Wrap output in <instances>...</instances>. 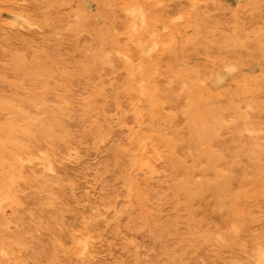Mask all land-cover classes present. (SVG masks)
Returning <instances> with one entry per match:
<instances>
[{
  "label": "rangeland",
  "instance_id": "374dc122",
  "mask_svg": "<svg viewBox=\"0 0 264 264\" xmlns=\"http://www.w3.org/2000/svg\"><path fill=\"white\" fill-rule=\"evenodd\" d=\"M38 4H39L40 8H39ZM17 6H18V9L20 7H21V9L18 10L16 8ZM32 6H35L36 9L34 10V8ZM0 7H1L0 8V43L4 41L3 42L4 44L1 43V45H0V77H1L0 78V92L2 91L1 93L3 96V98H2L0 95V101H2V99L6 100V98H7L8 100L1 103V104H3V103H7L8 101H10L9 99H11V103L8 102L9 103L8 107L6 106L7 104H4V105L0 104L2 106V108L4 107L2 109L0 106V108L3 110V111L0 110L1 111L0 112V125L2 126L3 124H5V125H3L2 128L0 127V131H2L4 128L8 129L9 125L15 124L14 126L16 128L18 127V130H16V131H18V133L21 134V133H23V130H24V132H26V131L28 132V127L30 128L32 125L33 127H31V128L36 130V131H34V130L32 131V130H30L31 128L29 129V131H30L29 134L34 132L33 133L34 136L31 135V137L32 136L33 137L32 138L30 137L31 139H33V143L37 144V142H40L39 140L42 139L41 140L42 144L39 143L40 145L39 144L35 145V148H37L36 146H38V145L40 146V148H43V149H45L46 147L48 148V147H52L55 145L54 147L58 151V153H56L55 156L53 157V161L55 162V164L52 161V163L54 164V165L52 164L53 167L51 166L52 171L50 169H46V170L42 171V169H43L42 165L38 164L35 169L41 173H37L34 177H30V178L24 177L18 184V187L20 186L19 190H21L22 188L25 187V188L29 189V192L27 189L25 190V188L22 189V191L18 190L17 195L15 197L16 199H14L16 201V203H18L17 204L18 206L14 202L13 205L9 204V205H11V207L10 206L6 207V215L7 216L5 215L6 217L4 219L6 221L0 222V223H5V225L0 224V234L2 233L0 235L1 236L0 238L2 239L4 235L6 236L8 234L6 237L4 236V238H5L4 241L6 242V240H7L8 243L13 241L11 244L9 243L10 245H12L11 249H12V247H14L13 248L14 250H17L18 252H20V253H18L15 251L14 252L15 255H16V253H17V255H20V256L24 254L23 258L27 259L32 264H33L34 260H35V264H59V260H61L60 264H62V263L63 264H240V263L246 264V261L249 262L247 264H260V254L262 252H264V250H263L264 238H262V235H264V187H263L264 186V107H263L264 106V104H263L264 103V91H263L264 90L263 89V87H264V0H11V1L10 0H0ZM8 7L10 8V10H8L9 9ZM11 7L12 8L14 7L13 8L14 12H13ZM30 7H32L33 9H31ZM119 7H121V8H119ZM135 7L139 11H135L136 10V9L134 10ZM137 7H140V8L142 7L141 8L142 10L140 8H137ZM6 8H8V9H6ZM24 8H26V9H24ZM28 8H30V9H28ZM37 8H39L40 10ZM145 8H146V10H145ZM143 9L146 11V13L150 12V14L145 15V13H144L145 11ZM15 10H16V12H15ZM37 10H38V12H36ZM97 10H99V12ZM26 11L29 12L30 14L27 13ZM132 11L134 14L132 13ZM32 13H34V15H36V16H34ZM35 13H39V14H35ZM135 13L137 15H135ZM28 14H29L30 18H27ZM20 15H21V17H20ZM132 16H134V18ZM145 16H148L149 21L148 20L147 21L149 22L150 25L146 24L147 21L145 19L146 18ZM149 16H151V19L149 18ZM116 17H118V18L120 17V19H117ZM31 18H33L32 21H31ZM139 19H141V21H139ZM143 19H145L144 21H146V23H144V25H143ZM152 19L156 20V21L150 23V21H152ZM34 20H37L38 23H36ZM120 20L123 23L119 22ZM133 22H134V26H133ZM26 24L28 25L27 27H26ZM120 24L124 25V27L121 26ZM140 24H141V26L142 25L143 26L139 27ZM105 25H107L106 26L107 28L105 27ZM137 25H138V27H136ZM145 25L148 26L147 27L148 31L145 30V27H146ZM143 27H144V29H143ZM99 28H101V30L103 29L105 31H101V30H99ZM125 29H127L128 31ZM135 29H138V31L136 32ZM245 29H246V31H245ZM140 30H142V31L139 32ZM100 31L102 33L106 32V34H104V33L100 34ZM124 31H126V32H124ZM143 31H144V33H143ZM9 32H10V34H9ZM12 32H13L14 37L12 36ZM7 33H8V35H7ZM119 34H120V36H119ZM101 35H105V37H103ZM106 35L107 36L114 35L115 37L117 35L118 37L115 38L114 36H112L114 38L111 39L110 38L111 36L107 37ZM139 35H140V37H139ZM11 36L13 38H11ZM259 36H260V38H258ZM2 37H4V39ZM5 37L9 38V40ZM100 37H101V39H100ZM1 38H2V40H1ZM119 38L122 41H120ZM5 39H7V40H5ZM103 39H104V42H103L104 44L101 45L100 43L103 41ZM113 39H115L117 42L114 43L115 40L113 41ZM130 39L133 42L130 41ZM136 39H139V40H136ZM100 40H102V41L100 42ZM118 40H119V42H118ZM123 40H126L127 43H129V44L126 45V43H124L125 41H123ZM153 40H154L155 44L157 43L156 45L152 42ZM109 42H110L111 47H114V48L118 44L117 47L119 46V48L123 49L124 50L123 53H126V51L128 52L129 49H130V51H129L130 53L133 51L131 53V55H133L134 53L136 54L138 52V54L140 56L138 54H136L138 56L137 57L134 54L137 58H134L135 57L134 55H133L134 57L131 56L132 59L134 58L133 59L134 62L131 59V61H132L131 66L133 68H137V66H139V65L140 66L146 65L151 70L153 68L154 69L157 68V69H155L157 71H154V69L152 71H149L150 72L149 73V80H148L147 84L151 83L150 85L155 86L156 90H157V87H159V83L162 84V85L160 84L161 88L163 86L166 87L169 85L168 86L169 88L167 87V93L164 92L165 88L164 89L162 88L163 89L162 90L159 87V90H157V92H159L160 90H161V92L162 91L164 92V94H165L164 96H163V93L161 94V96H163L164 98L160 96L161 92L158 94L155 91L156 93L153 97L154 99H151L152 103L148 99H143L139 102V105L142 107V109H144L143 110V112H144V115H143L144 123H143V125H142L143 127H141V129L146 130L147 132H149V131L152 132L154 139L158 138V139H156V142L158 144L157 143L154 144V147L158 152L159 151L162 152L161 149L163 148V153H165L164 152L165 149H166V152L168 153V154L167 153L164 154V155H166V157L168 155V157H167L168 160H167L166 157L162 155L163 153L159 152V154H161V157L163 156V158H162L163 160L161 159V157L158 156L159 158H157V159L160 161H158L157 159H156L157 162L155 159L150 161L151 170H149L145 166H139V165L135 164V162L133 161L135 157H140V156H138L139 152L134 150L135 144H134V141L131 140L130 129H129L130 127L136 126L135 121H134V115L129 109L132 102H138V99H136L137 95L135 93H132L131 95L130 94H125V95L123 94L120 96H116V95H114L113 92L110 93L111 90L109 89L110 92H106L107 90L105 91V93H108L109 96L99 95L98 97L100 99H98V97H97V100H99V101L96 102L95 106L100 107L98 109L99 112L97 110H95V108H93L94 109V111H93V109L91 110V109H87L88 107H83V106H86V105H84V102H86V99L84 100V97L87 98V96L91 95L94 92V89L96 86H99V85H102V83L103 84L105 83L106 85H104V86L107 87L111 83L119 84L120 82L125 83V81H126L125 77H127V75H126L127 73H126L125 68H123V67H125L123 64L124 60L122 58L123 53L122 52L119 53V50L117 51V48L114 49V48L109 47ZM120 42L124 43V44H122V46L124 45L125 47H120V45H121ZM7 43H8V45H7ZM9 43L12 46L9 45ZM141 43L145 46L141 45ZM5 44L7 47H11V49L7 48V47L5 48V46H4ZM96 44H98V45L96 46ZM153 44H154V46L152 47ZM99 45L101 46V48H99L100 47ZM107 45L111 49V51L109 48H107ZM103 46H106V48L105 47L103 48ZM127 46H128V49L125 50V48H127ZM135 46L137 49H138V46H140V47L137 50L136 48H133ZM145 48L147 50L146 55L144 54L146 51V50H144ZM99 49H101V50H99ZM15 50H16V54H13V53H15ZM97 50H99V51H97ZM102 50H104V51L102 52ZM9 51L13 52V53L11 54ZM91 52H93L94 54L92 53L93 54L92 55ZM108 52H109L110 56H108L109 55ZM148 52H150V53H148ZM9 53H10V55H9ZM17 53H20V54H17ZM95 53L97 54V56ZM101 53L103 54V56ZM36 54L37 55L39 54L40 57L37 56ZM42 54H44L45 56ZM98 54L99 55L101 54L100 60H98V58H100ZM111 54L112 55L114 54L115 56L113 55L114 56L113 57V56H111ZM153 54H156L157 57L154 56ZM18 55L20 56V59H19ZM21 55L22 56L24 55V57L27 60L24 58L25 61L22 62L23 58ZM41 55H42V58H41ZM88 55L89 56L92 55V57L93 56L94 57L93 58L90 57L91 58L90 59ZM120 55H121V57L119 58ZM143 55H145V56H143ZM11 56H13V58ZM76 56H77V58H76ZM107 56H108V58H107ZM43 57H45L46 60ZM53 57H54V59H53ZM55 57L58 60L55 59ZM112 57H113V61H111ZM116 57L118 59H115ZM141 57L144 59V62H141V61H143V59ZM144 57L147 59L145 60ZM5 58H7V60ZM10 58H12V60ZM14 58H15V61H18V60H21V61L16 62L17 65H14L15 64V62H13ZM37 58H38V60H37ZM48 58L49 59L51 58V61ZM78 58H80V61ZM83 58H84V60H83ZM88 58L90 60H88ZM121 58H122V60H121ZM34 59H36V60H34ZM65 59L68 62H66ZM8 60H11L12 62L8 63ZM55 60H57L58 66H56L57 62H55ZM63 60H64V63L66 62V64H63ZM82 60L85 62L81 63ZM136 60L138 61L137 63H136ZM5 61L9 64V66L7 63L6 64L4 63ZM38 61H40V62H38ZM70 61H72L74 64H77L78 66L74 65ZM92 61H93V65H94L93 67L96 68L97 70L93 69L92 63H91ZM98 61L101 63V65H100V63H98ZM121 61H123V62H121ZM21 62H22L23 66L20 65ZM33 62H35V63H33ZM76 62H78L79 64ZM31 63L34 64L33 65L34 67L31 65ZM67 63H69V64L72 63V64H70L68 66ZM88 63H91V64H88ZM115 63H116V65H115ZM120 63H122V64H120ZM10 64H12L13 66L10 67ZM25 64H28V66H26ZM83 64H85V65L87 64L86 66L88 67V65H89V67L85 68L84 67L85 65L82 66ZM118 64H119V67L120 66L122 67V69H121V67L120 68L118 67ZM48 65L49 66L51 65L50 66L51 68L47 67ZM72 65H73V67L71 68L70 66H72ZM15 66H19V67H15ZM40 66L41 67L44 66L43 68L47 67L44 70V72L48 73V74L47 73L45 74V76L47 75L46 79L44 78V72H42L43 68H40ZM105 66H106V68H105ZM115 66H117L118 68ZM7 67H10V68L8 69ZM24 67H25V70L27 71V73L24 72L25 71ZM30 67H31V69L29 70L28 68H30ZM65 67H66V69H65ZM69 67L71 69V72H70ZM189 67L192 71L186 70L187 73H185L186 71H184V70L187 68L189 69ZM52 68H53V71L51 70ZM61 68H63L64 70H62ZM166 68H167V72L172 70L171 73L170 72L165 73ZM193 68L196 70H194ZM13 69H16V71ZM18 69L20 70V72L18 71ZM84 69H86V70H84ZM182 69H184V70H182ZM31 70H33V71L39 70L36 73H39V72L40 73L36 74V76H35L33 73H31ZM49 70H50V72H49ZM112 70H114V71H112ZM65 71H67V72L65 73ZM76 71H77V73H76ZM107 71L110 74L108 73V75H107L106 74ZM160 71L164 73V74H162L161 78L159 77L160 75L157 73ZM179 71H181V72H179ZM193 71H194V73H192ZM198 71L201 73L203 72V75L200 73L201 77H200V75L199 76L197 75L199 73ZM207 71H208V73H207ZM15 72H17V73H15ZM116 72L118 74H116ZM161 72H160V74H161ZM173 72L175 73V75L173 74ZM188 72H191L194 77L196 75V77L194 78L195 80L193 82H191L193 79H191L189 81V79L193 76L190 77ZM29 73H30V75H29ZM100 73L101 74L104 73L103 74L104 76L100 77L99 76ZM122 73H124V74H122ZM176 73H178V74H176ZM183 73H184V77L187 78V76H189L188 77L189 79L185 78L184 81H187L185 83H183L184 82L183 81V79H184ZM204 73L206 75L208 74L209 77H206V75ZM220 73H222V74H220ZM166 74H168V75H166ZM169 74L172 76L174 75L175 76L174 79ZM185 74L187 76H185ZM24 75H26L29 79ZM92 75H94L93 77H97V76H99V77H97L98 79L97 78L95 79L92 77ZM163 75L164 76L166 75V77L163 78L164 77ZM118 76H120V78L121 77H123V78L120 79ZM197 76L199 77V79ZM91 77H92V80L90 79ZM170 77L172 78V81H171ZM180 77L182 79L181 81L179 79ZM30 78L31 79L34 78V79H32V81H31ZM53 78H54V81H53ZM81 78H83V79L81 80ZM201 78H203V80H200ZM204 78H207V79L205 80ZM2 79L5 82L1 83ZM35 79H36V82H34ZM42 79H43L42 82L45 83L46 85H44L41 82ZM47 79L51 80V81L49 82V81H47ZM68 79H70V80H68ZM79 79H80V81H82L81 83L84 85H85L86 81L87 82L89 81V82L86 83V85L84 86L80 83ZM88 79H90L91 81ZM100 79L102 81H100ZM11 80L14 82H11ZM55 80H57V82ZM83 80H84V82H83ZM118 80H119V82H118ZM169 80L171 83L169 82ZM71 81H72V83H71ZM93 81H94V83H92ZM149 81H152V82L149 83ZM54 82H56V83H54ZM156 82L158 83V86L156 85L157 84ZM179 82L183 83L181 86L183 89H181V88L178 89V87H176V86L180 87L181 83H179ZM238 82H240V83H238ZM251 82H252V85H251ZM254 82H256L257 84ZM38 83H40L41 85L43 84V85L42 86L40 84L38 85ZM61 83H63V84H61ZM90 83H92V84H90ZM195 83L196 84L200 83L197 85L201 89L200 91L197 90L198 89L197 86L195 87V85H196ZM249 83H250V85H248ZM259 83H260V86H259ZM76 84L79 85L80 87L77 86ZM97 84H99V85H97ZM164 84H166V85H164ZM242 84H243V88H245V89L241 88ZM261 84L263 87H261ZM1 85H3V86L1 87ZM15 85L19 86V88ZM73 85L74 86L76 85V86L73 87ZM190 85H191V87H190ZM192 85L194 88L192 87ZM257 85L259 86V88L257 87ZM24 86H25V88H24ZM61 86H62V88H61ZM188 86H189V89L192 88V89H190L192 91L187 89ZM224 86L226 88V90H225L226 92L224 91V89H225V88H223ZM250 86H252V87H250ZM6 87L8 89L9 88L10 89L4 90L3 88H6ZM201 87H203V88H201ZM1 88H2V90H1ZM11 88L15 89L14 91L16 92V94ZM76 88L77 89L79 88L78 89L79 94L77 93ZM240 88H241V90H243V91H240V93L242 92L241 94L239 93ZM256 88H258L260 91L262 90L263 93H261L262 91L261 92L257 91L258 89H256ZM16 89H18V92L16 91ZM25 89H27L29 91H27V90L25 91ZM35 89H37V90H35ZM81 89L83 90V93H82ZM84 89H86V90H84ZM168 89H170V90H168ZM6 90H7V92H5ZM176 90H178V91H176ZM185 90H187V91L184 93L183 91H185ZM212 90L214 92H211ZM232 90L234 93L231 92ZM237 90H238L239 94L237 93ZM244 90L247 92V94ZM255 90H256V93H255ZM11 91H13V93H11ZM197 91L199 93H201V96L199 95V93ZM217 91L219 93H222V95L224 94L223 96L228 95L227 98L226 97L221 98V94L218 95L219 93H216ZM227 91H229V92H227ZM72 92H74V93H72ZM210 92L212 94V97H214L213 93H215L214 98L211 97ZM18 93H19V95H17ZM42 93H44V94H42ZM56 93L58 96L56 95ZM186 93H188V94H186ZM228 93L230 94V98H228L229 97ZM236 93L239 95V97H237ZM258 93H259V95H258ZM32 94H34V96H32ZM36 94H37V96H36ZM39 94H40V97H39ZM49 94H51L53 96H50ZM74 94H75V96H74ZM82 94H83V96L86 94V96L83 97ZM234 94L236 95V97ZM112 95L115 98L112 97ZM189 95H191L193 98L190 96L191 98L189 99ZM194 95H195V97H194ZM208 95H210V96L208 97ZM18 96L24 100L21 101L19 98L20 102L17 101ZM27 96H29L28 98H30V96H32V98L34 97L33 98L34 102L37 101L36 97H38L39 98L38 101L41 102L40 104L38 102V104L40 106H38L37 102L35 104L33 102V99H31V98L28 99ZM73 96L76 100L73 98ZM76 96H77V98H76ZM216 96L218 98H221V100L223 99L222 103L225 102L227 104V103H230L232 101V104L230 103L231 105L230 104L225 105V103L222 104L221 100L219 99V101H218V102H220L219 105H221V104H222L221 106L224 105L222 108H225L227 106V109H225L226 111L222 112L221 106H219L218 107L219 109H217V106H218L217 103L218 102L216 103V101L218 99L215 100ZM242 96L245 97V99H243L244 101H242V98H244ZM253 96H254V98H253ZM255 96H256L257 100L259 98L258 101L255 99ZM262 96H263V100L261 99ZM50 97H53V98H50ZM105 97H107L108 99H106ZM210 97L212 98V101L209 100L210 101L209 102L208 99ZM234 97L237 100H234L235 99ZM186 98L188 100V103L190 102L189 104H187ZM194 98H195V100H193ZM232 98H234V99L230 100ZM238 98L239 99L241 98V100H239ZM12 99H13V101H12ZM70 99L72 101L75 100L76 103H74L75 101L70 102L71 101ZM80 99H81V101H80ZM110 99H111V101H109ZM201 99L202 100L204 99V100L201 101ZM227 99L230 102H226V101H228ZM250 99L252 101L254 100L255 103L251 102ZM28 100H29V103H28ZM116 100L119 101V103H117ZM162 100L163 101L165 100V102L164 103L160 102ZM77 101H78L79 105H81V103H83L82 104L83 106L76 105ZM124 101H126V102H124ZM157 101H159V102H157ZM195 101H198L199 102L198 105L199 104L202 105L201 107H203V108L207 106L206 104H209V103L211 105L214 104L213 105L214 110L212 113L214 115L215 114H217V115L215 116V118H214V115H212L213 118L215 119V123L213 125V128H211L212 130L209 129L208 126L204 127L201 120L196 121L199 119L194 118L193 117L194 113L189 112V111H193V109L195 107V104H194ZM207 101H208V103H207ZM235 101L236 102L238 101L237 104L240 103L237 105L238 107L234 106V105H236ZM248 101H249V103H248ZM42 102H44L45 104ZM106 102H108V103L106 104ZM15 103H16V105H15ZM71 103L74 104V107L76 106L75 109L72 108L73 105L71 106ZM154 103L156 105L159 103L157 105L158 107ZM251 103H252V105H250ZM17 104H19V105H17ZM32 104H33V107H32ZM150 104H152V105H150ZM190 104H192V105H190ZM203 104L206 106H204ZM14 105H15V108L13 107ZM41 105H43V106L41 107ZM102 105L105 106L106 108L103 107ZM119 105H120V107H119ZM147 105H149V107L150 106L151 107L153 106V107L148 109ZM188 105H190V106H188ZM258 105H259V108H261V109L258 108ZM22 106H24V107H22ZM109 106H110V108H109ZM10 107H11V109L9 110V112L11 111L10 112L11 115L9 114L8 111H5V110H8V108H10ZM39 107H41L42 109H39ZM70 107H71V109H70ZM256 107H257V109L254 110ZM16 108H18L20 111ZM20 108H23V109H20ZM43 108H46V109L43 110ZM47 108H49V109H47ZM103 108H104V111H106V110L107 111L104 112ZM228 108L229 109L233 108V109L228 110ZM13 109L15 110V112H16V110H18L19 112H16L13 114V112H14ZM26 109H27V111H26ZM156 109H158L157 112H156ZM189 109H191V110H189ZM28 110L30 111V114H28V116H26V114L29 113ZM58 110L61 112H59ZM71 110L72 111L74 110L75 113L77 112L76 114H78V115H75L74 111L72 113ZM218 110L220 112H222L223 115L225 113L229 114L228 111H231L232 117H234V118L231 119V114L230 115L225 114V116L223 117L222 114L218 113L219 112ZM253 110L257 111V112L255 113ZM24 111H26L27 113L25 112L26 113L25 114ZM42 111H43V113H42ZM80 111H82L81 114H80ZM86 111H88L89 113H86ZM214 111H216V113H214ZM233 111H235V113ZM239 111L242 112V114ZM20 112H23L25 117L23 115H20L19 114ZM39 112H40V114H39ZM102 112H103V114H102ZM110 112L112 113L111 114L112 116H109ZM146 112H147V114H146ZM160 112L163 114L161 115ZM47 113H49L50 115H47ZM90 113H93V114L90 115ZM99 113H101L102 116ZM236 113H237V116H236ZM8 114L10 116L13 115L14 118H13V116L10 118L8 116ZM85 114L87 116H85ZM88 114H89V116H92V115H94V116H92V118H89ZM97 114L101 117H99ZM114 114H116V115H114ZM122 114H123V116L121 117ZM157 114L159 116H157ZM191 114H192V116H191ZM210 114H209V116H210ZM33 115H34V117L38 115L36 118H41V119L40 120L36 119V118L32 117ZM45 115H47L46 117L51 116L53 118H51V117L46 118ZM56 115H58V116H56ZM69 115H72V116H69ZM73 115H75V116H73ZM81 115H82V117H81ZM119 115H120V118H119ZM218 115L220 118L218 117ZM19 116H22L24 119L22 117H20V119H19ZM96 116H98V118ZM212 116H211V118H212ZM16 117L18 118L17 119L18 121L16 120ZM30 117H31L30 120H32V118H33V120H32L33 122L30 120L26 121ZM151 117H152V119H151ZM221 117H223V118H221ZM239 117L242 119L240 120ZM21 118H22V120H21ZM75 118H77L78 120ZM84 118H85V122H84ZM213 118H212V120H213ZM235 118H237L240 121L236 120ZM246 118H248V119H246ZM34 119H35V121H34ZM43 119H45V120L43 121ZM50 119H52V121ZM62 119H63V122H62ZM111 119L114 121L111 122ZM193 119L195 122L193 121ZM219 119L220 120L222 119V121H223L222 125H221L222 121H221V123L218 122ZM11 120H13L14 123ZM41 120H42V122H39ZM48 120H49V122H48ZM117 120L118 121L121 120V121L118 122ZM123 120L125 122H123ZM246 120H248V121L246 122ZM53 121L56 123H54ZM235 121H237V122H235ZM28 122H31V125ZM45 122H46V126H48V124L51 123L50 126H48V127H50V130H48V131L51 132L53 130L52 133L56 134V137H51V136H48L45 134H44L45 136H43L42 131H41L42 134L40 133V130H42L41 127H43V125H45ZM47 122H48V124H47ZM66 122L68 123L69 126L71 125L70 127H73L75 125L76 128H75V126L73 128H70ZM82 122H84L85 125ZM86 122H89V123H86ZM243 122H244V124H243ZM9 123H11V124H9ZM17 123H19L18 125H20V123H23L22 125H20L22 127V129H23V125L26 124L25 125L26 127L25 126L24 127L27 129H23L21 131V129H19L20 126H17ZM70 123H72V124H70ZM217 123H219L221 126ZM247 123L250 125H248ZM6 124H8V125H6ZM37 124H39L38 126H40V124H41L39 130H38L39 127L37 126ZM90 124H93V125L90 126ZM151 124H152V126H151ZM51 125H53V127ZM99 125H100L101 129H103L102 134L99 136H95L93 134V132L95 131L94 128L96 126H99ZM129 125H131V126H129ZM153 125H154V127H153ZM245 125L248 128L245 127ZM46 126H44V127L47 129L48 127H46ZM65 126H67L68 130L66 129ZM80 126L81 127L83 126L84 130H82V128ZM56 127H57V129H56ZM91 127L94 130H92ZM242 127H244L245 129H249V131L248 130L244 131L245 129H242ZM45 128H43V129H45ZM52 128H54V129H52ZM89 128H90V130H86ZM158 128L160 130H158ZM197 128L199 129V131ZM252 128L254 130H252ZM55 129L57 132L55 131ZM62 129L63 130L65 129V132ZM128 129H129V131H128ZM59 130H61V131H59ZM66 130H67L68 135H66L67 134ZM78 130H80V131H78ZM124 130H126V132ZM215 130L217 133L215 132ZM62 131L64 132V134L62 133ZM84 131H85V135H83ZM78 132H80L81 134ZM207 132H209V134H211L212 136L211 135L207 136ZM87 133H89V134H87ZM3 134H5V133H3ZM36 134H37V136L39 134V136L41 138L40 139H38L39 137L36 138V136H35ZM58 134H60L61 140L59 139L60 136ZM71 134H74V136ZM76 134H77V136H75ZM0 135L2 136V138L4 137L2 139L0 136V143H1V142L5 141L6 134L5 135L0 134ZM57 135H58V137H57ZM64 135L67 136V138L69 136V138L67 139ZM119 135H120V137H119ZM21 136L23 137V135H21ZM62 136H64V137L62 138ZM159 136H160V138H159ZM164 136L169 137V139H171L170 140L171 142L169 141V139L167 137L166 138L168 140L163 139ZM199 136L201 139L199 138ZM44 137H45V139H44ZM47 137H49V139ZM81 137H83V138H81ZM97 137H99L98 138L99 140L96 139ZM209 137H211V139H209ZM52 138H53V140H56L58 142L53 141ZM64 138H66V140ZM92 138H93V141L91 140ZM118 138H119V140H118ZM197 138L200 140H198ZM43 139L45 142L47 141L48 143L47 142L45 143L43 141ZM72 139H74V141ZM79 140H81V141L79 142ZM101 140H103V141L101 143H98ZM158 140H161V141H159L161 143H159ZM162 140H164V141L162 142ZM202 140H205V141L203 142ZM68 141H69V143L72 142V143H70V146H69V143H67ZM76 141H78V142H76ZM95 141H96V143H95ZM109 141L110 142L112 141L111 144H109ZM61 142L64 144V146H63V144H61ZM118 142H119V144H117ZM131 142H133V144H129ZM166 143L169 144V146ZM170 143H173V144H170ZM71 144L73 145V147ZM46 145H48V146H46ZM58 145L60 147H65V149L58 148ZM118 145L120 147H118ZM166 145L168 148L167 147L165 148ZM43 146H45V148ZM75 146H77V147H75ZM93 146H95V147H93ZM128 146H129V150L132 147V150H131L132 152L125 151V150H128L127 149ZM81 147H82V150L80 149ZM125 147H127V148H125ZM87 148H88V150H87ZM78 151H79V153H78ZM80 152H81V154H82V152H84V153L82 155H79ZM170 152H171V154H170ZM59 153H60V155H58ZM65 155H67V157ZM73 155L75 156V159H74ZM78 155L81 158H79ZM56 156H58L59 158L57 157L58 158L57 159ZM116 156H119V158H117ZM131 156L133 158H131V161H129ZM141 156H142V154H141ZM64 157H66L67 159H64ZM72 158H73V160H72ZM143 158H144V156H143ZM55 159H57L58 161ZM59 159H61V161H59ZM82 160H84V161H82ZM114 160L117 162V163L115 162L116 164H114ZM67 161H69V162H67ZM107 162H108V164H107ZM132 162H133V164H132ZM104 163H106V165ZM103 164L105 167L100 168L101 166H103ZM115 165H116V167H115ZM133 165L134 166L136 165V166L133 167ZM60 166H61V168L63 166V169L65 172L60 168ZM108 167H110V168H108ZM113 167H115V168H113ZM130 167H132V168L130 169ZM54 168H58V169H55L56 170L55 171ZM104 168L106 171L104 170ZM111 168H112L113 172H115V173L112 172ZM126 168H127V170H126ZM144 168H146V170ZM152 168L155 169V171ZM100 169L101 170L103 169L104 171L103 170L101 171ZM141 169H143V170H141ZM57 170H59L58 174L60 173L59 175H61V176H59V175L56 176ZM120 171H122V172H120ZM135 171H137V173L134 174ZM141 171H142V173H141ZM45 172H47L48 175L52 174L51 176H49L50 178L47 175V179H46V180H48L47 184H46V180H45V176H46ZM68 172H70L69 174L71 177H69ZM97 172L98 173L100 172V174H98ZM116 173H117L116 177L115 176L113 177V174L115 175ZM118 173H120L121 175L120 174L118 175ZM140 173H141V175H140ZM144 173H147V174H144ZM62 174H64V175H62ZM122 174H124V175H122ZM149 174H150V176H149ZM151 174H152V177H151ZM153 174L155 175V177ZM65 175L67 176V178ZM125 175L127 177H125ZM132 175H133V177H132ZM63 176H65V177H63ZM93 176L96 177L98 183L96 182L95 177H93ZM102 176H103L104 180H103ZM117 176H119V179L117 178ZM120 176H122V178ZM68 177L73 180V182L71 180V184L69 182L70 179ZM105 177H106V179H105ZM100 178H102L101 180H103L102 181L103 183L101 182V180H100V182L98 181ZM31 179L34 180V182H32ZM49 179L50 180L52 179L54 182H50ZM60 179H62V180L64 179V180L62 181ZM93 179L95 180V182L93 181ZM148 179H150V180H148ZM43 180H45V185H47V187L43 184L44 183ZM105 180H107V182ZM122 180H124V182ZM29 181H31L32 183ZM111 181H113V182H111ZM134 181H136V182H134ZM130 182H131V185H130ZM89 183H91V184H89ZM117 183L119 185H117ZM39 184H42V185H39ZM53 184H54V186H53L54 189L52 188ZM50 185H51V187H50ZM114 185H117V186L115 187ZM35 186H37L38 188ZM69 186H73L72 188L73 189L75 188V190L73 191V189ZM108 186H110L109 187L110 189H108ZM111 186L115 189H112ZM42 187H43V190H42ZM104 187H107V188H104ZM126 188H127V190H126ZM129 188H134V189H133V191H131V189H129ZM47 189H49L50 192H49V190L47 191ZM71 189L74 193L73 192L70 193ZM111 189L113 191H111ZM23 190H24V192H23ZM147 190H149V191H147ZM45 191H47V192H45ZM53 191H55V193ZM135 191H137V192L133 193ZM20 192L23 193L24 195H22ZM41 192H42V195H41ZM48 192H49V194H48ZM59 192L61 193V195ZM123 192H124V194H123ZM147 192H148V194H147ZM56 193H59V197H58V194H56ZM26 194H27V196H26ZM50 194L52 196H49V198H48L47 196ZM73 194H75L76 197H75V195L73 196ZM105 194L106 195L108 194V195L106 196ZM18 195H20V197ZM69 195L70 196L72 195L71 196L72 198ZM136 195H137V197H136ZM33 196H34V198H33ZM101 196L103 197L102 202L100 201L101 199H99V198H101ZM130 196L132 198H130ZM147 196L149 197L148 199H147ZM133 197L135 198V200ZM44 198L47 200H44ZM112 198H115V199H112ZM123 198L126 200V202ZM164 198L167 200H165ZM63 199L64 200L67 199V202L65 201L66 203H64ZM109 199L111 202L109 201ZM136 199H138V201L140 200L139 201L140 204L137 202ZM142 199H143V201H142ZM19 200H21L22 202ZM41 200H44V201L42 202ZM60 200H62V201H60ZM98 200L100 201L99 202L100 204H98ZM116 200H118V201L116 202ZM122 201H123V203H122ZM129 201L133 202L134 204H136V203L137 204L134 205L133 203H131ZM60 202L61 203L63 202L62 205L64 204L63 206L66 205V207H63V206L61 207ZM42 203L45 206L47 205L46 206L47 208H45V206L42 205ZM56 203H58L59 206H58V204L56 205ZM69 203H70V205H69ZM92 203H93V205H92ZM121 203L123 206H121ZM128 203H130L129 206L131 207V209L128 206ZM19 204H21V205H19ZM35 204H38V205H35ZM96 204H98V205H96ZM102 204H104V205H102ZM40 205L44 206V207H40ZM55 205H56V207H55ZM91 205L93 206V208L91 207ZM14 206L16 208L17 207L18 208L16 209ZM21 206H23V207H21ZM67 206H68V208H67ZM70 206H74V207H70ZM113 206H115V207H113ZM133 206L135 208L137 206L138 209L136 208V210H135V208H133ZM30 207L33 210V212L36 211L33 213V215H32V210H30ZM98 207H100V208L98 209ZM127 207H128V209H126ZM51 208L53 209L52 210L53 213H51L52 212ZM72 208H75V211H72ZM96 208H97V210H99V212H97ZM118 208L120 211L118 210ZM140 208H142V210H140ZM15 209H16V211H15ZM39 209L43 210V211L47 210V212H49V213L43 212V215H41L42 212L40 213ZM101 209H103L104 212ZM242 209L244 210L245 214L243 211L241 213L240 210H242ZM19 210H21V211H19ZM26 210H28V211L30 210L29 211L30 213ZM77 210L80 212V214ZM126 210L128 212L133 210L134 214H133V212L128 213ZM10 211H13V212L11 213ZM55 211H57V212H55ZM61 211H62V214L59 213ZM66 211H68V212H66ZM142 211H143V213H142ZM144 211H148V212L144 213ZM81 212H82V214H81ZM118 212H120V213H118ZM9 213L13 214V216L11 215L12 216L11 217L10 215H8ZM17 213L20 215L18 216ZM21 213H22V215H21ZM39 213H40V216H38ZM57 213H59L60 215ZM84 213H87L88 217ZM96 213L97 214L100 213L101 215L99 214L96 217ZM109 213H111V214H109ZM251 213L253 214V222H251L252 216H249V214L252 215ZM14 214L16 215L15 219H14V216H15ZM90 214H91V218H90ZM136 214H137V216H136ZM246 214L248 216H246ZM44 215H45V217H44ZM56 215H58L60 218ZM62 215H64L65 218H62L61 217ZM76 215H78V216H76ZM255 215H257L256 218H255ZM23 216H24V218H23ZM25 216H26V220H25ZM94 216H95V218H94ZM116 216L118 217V219ZM236 216L238 218H236ZM28 217L33 221V223L36 221L35 224H33V223H31L32 221L29 219L30 225L33 224L35 226L29 225L30 227H28V224H27V223H29ZM32 217H34V218H32ZM35 217H37V218H35ZM52 217H54V218H52ZM57 217L59 218V222L61 221L60 223L58 222ZM105 217H108V218H105ZM16 218H18V219H16ZM104 218L106 219V221H104L105 220ZM247 218H250V219H247ZM96 219H98V220H96ZM113 219L115 220V222ZM235 219H237V220H235ZM244 219H245V224L246 223L248 224V221L250 220V222L248 224L249 226L244 225ZM7 220L10 222L12 221V222L10 223ZM75 220H76V222H75ZM85 220L86 221H92V222L98 221V223L94 222L95 228L98 230L97 232L95 230L96 238H95L94 242L92 243L90 249L83 254L75 252V251L72 253H67L66 250L69 249L70 245H71L70 244V242H71L70 237H72V234L74 233V231L80 227L82 221H85ZM118 220H119V222H118ZM24 221L25 222L27 221L26 222L27 227H25L26 224ZM43 221L45 223H43ZM47 221L51 222V223H48ZM99 221H100V223H99ZM110 221H111V223H110ZM6 222H7V224H9V226L7 225V227H6ZM14 222L19 224V226L17 224H13ZM58 223L62 229L59 228L57 225L53 226V225L58 224ZM76 223H78V224H76ZM120 223H121V225H120ZM36 224H40V227H38V225H36ZM49 224H52V225H49ZM250 224H252L251 227H250ZM47 225H49V227H50L49 229H48V227L46 229L45 226H47ZM104 225L106 226V228L104 227ZM242 225H244V226L242 227ZM42 226H44V227H42ZM74 226H75V228H74ZM112 226L113 227L117 226L116 228L114 227V231H113ZM21 227L23 229L27 228L28 233H26L27 232L26 230L21 229ZM32 227H33V229H32ZM232 227L234 228V230L232 229ZM245 227H246V229H245ZM2 228H4L3 231H1ZM7 228H9V229H7ZM18 228H20L19 231H18ZM51 228H53L54 231ZM237 228H238V230L236 232ZM5 229H6V231L4 232ZM28 229L29 230L31 229V231H29ZM72 229H73V231H72ZM22 230L25 232H23ZM32 230H33V232H32ZM36 230H38L39 232ZM50 230H52L53 232H51ZM241 230H243V231L241 232ZM244 230H246V231H244ZM250 230L253 233H251ZM10 231L12 232V234ZM20 231L23 233H21ZM41 231L44 232L45 234L46 233L47 234L45 235L44 233H41ZM116 231H117V233H115ZM34 232H36V233H34ZM13 233L16 236H14ZM16 233L21 234V235L17 236ZM48 233H50L49 234L50 238L48 237ZM52 233H55V234L53 235ZM9 234H11V235H9ZM30 234H32L34 236H32ZM252 234H253V237L251 236ZM245 235H246V237H245ZM19 236L20 237L22 236L21 239H19ZM46 236H47V238H46ZM10 237H13V238H11V240H10ZM14 237H16L19 240H17ZM23 237L26 238L25 241L27 240V243H25V241L23 240L24 239ZM38 237H39V239H38ZM31 238H32V241L30 243ZM258 238H260V239L262 238V239L258 240ZM36 239H38V241H36ZM41 239H42V241H39ZM43 239H44V241H48V242L45 243L43 241ZM20 240H23L24 242H21L18 244V242ZM57 240H59L58 241L59 243L61 242L62 246L59 245ZM227 240H228V242H227ZM252 241H254L255 243ZM14 242H15V244L17 242L18 245L16 244L17 245L16 246L14 244ZM40 242L41 243L44 242V243H42L43 245H41ZM52 242H53V244H52ZM28 243H30V244L27 245ZM66 244L68 245V247ZM21 245L23 247H21ZM40 245L42 248L40 247ZM257 245L259 247L260 246H262V247L259 249V247ZM92 246L93 247L95 246L96 248H93ZM26 247H27V249H26ZM30 247L32 250H30ZM36 247L38 250H36ZM247 247H250L249 248L250 250ZM33 248L37 252L33 251ZM45 248H46V250H42ZM13 249H12V252L14 251ZM257 249H259V250H257ZM245 250H247L248 252ZM38 251H39V255H41L42 257H45L47 260L44 261L45 258H42L38 254L36 255L35 253H38ZM59 251H60V253H59ZM256 251H257V253H256ZM48 252H50V253H48ZM56 252H57V254H56ZM89 252L90 253L92 252V253L90 254ZM248 253H250V254L253 253V254L251 256ZM60 254H61V256L63 255L62 258L60 257ZM93 254H94V256H93ZM15 255L13 256V258L15 257ZM57 256H59L60 258H58ZM91 256H92V258H91ZM64 258L66 260H64ZM74 258L77 260H75ZM240 259H242V260L239 261ZM40 260H42V262ZM244 260H245V262H244ZM3 261H4L3 263L6 264V262H5L6 260L3 259ZM82 261H83V263H82ZM0 263L2 264V261H0Z\"/></svg>",
  "mask_w": 264,
  "mask_h": 264
},
{
  "label": "bare ground",
  "instance_id": "6f19581e",
  "mask_svg": "<svg viewBox=\"0 0 264 264\" xmlns=\"http://www.w3.org/2000/svg\"><path fill=\"white\" fill-rule=\"evenodd\" d=\"M10 1H11V0H10ZM32 2H33V1H32ZM41 2H42V1H41ZM45 2H46V1H45ZM78 2H79V1H78ZM54 3H55V2H54ZM57 4H58V3H57ZM59 4H60V3H59ZM126 4H127V3H126ZM138 4H139V3H138ZM122 5H123V4H122ZM130 5H131V4H130ZM133 5H134V4H133ZM135 5H136V4H135ZM253 5H254V4H253ZM38 6H39V4H38ZM32 7L34 8V10L36 9L35 6H32ZM32 7H30V8L33 9ZM36 7H37V6H36ZM54 7H55V6H54ZM0 8H1V7H0ZM8 8H9V7H8ZM8 8H6V9H8ZM11 8H12V7H11ZM13 8H14V7H13ZM13 8H12V10H13V12H14V9H13ZM16 8L18 9V6H17ZM30 8H28V9H30ZM39 8H40V6H39ZM39 8H37V9H39ZM42 8H43V7H42ZM119 8H121V7H119ZM124 8H125V7H124ZM137 8H140V7H137ZM141 8H142V7H141ZM141 8H140V9H141ZM19 9H21V7H20ZM19 9H18V10H19ZM24 9H26V8H24ZM24 9H23V10H24ZM122 9H123V8H122ZM125 9H126V8H125ZM135 9H136V7L134 8V10H135ZM8 10H10V8H9ZM39 10H40V9H39ZM41 10H42V9H41ZM141 10H142V9H141ZM143 10H144V9H143ZM145 10H146V8H145ZM145 10H144V11H145ZM24 11H25V10H24ZM97 11L99 12V10H97ZM135 11H139V10L136 9ZM15 12H16V10H15ZM17 12H18V11H17ZM26 12H27V11H26ZM26 12H25V13H26ZM32 12H33V11H32ZM36 12H38V10H37ZM127 12H128V11H127ZM141 12H142V11H141ZM141 12H140V13H141ZM148 12H149V11H148ZM27 13H29V12H27ZM27 13H26V14H27ZM132 13H133V11H132ZM144 13H145V15H146V14H147V15L150 14V12H149V13H146V11H145ZM154 13H155V12H154ZM223 13H224V12H223ZM29 14H30V13H29ZM29 14H28V17H27V18H30V17H29ZM32 14L34 15V13H32ZM35 14H39V13H35ZM85 14H86V13H85ZM133 14H134V13H133ZM131 15H132V14H131ZM135 15H137V14L135 13ZM34 16H36V15H34ZM84 16H85V15H84ZM160 16H161V15H160ZM20 17H21V15H20ZM32 17H33V16H32ZM103 17H104V16H103ZM132 17L134 18V16H132ZM135 17H136V16H135ZM140 17H141V16H140ZM140 17H139V18H140ZM145 17H146V18H145L146 21H147V20L149 21L148 16H145ZM34 18H35V17H34ZM116 18H117V19H120V17H119V18L116 17ZM116 18H115V19H116ZM133 18H132V19H133ZM149 18L151 19V16H149ZM160 18H161V17H160ZM171 18H172V17H171ZM84 19H85V18H84ZM141 19H142V18H141ZM141 19H139V21H141ZM145 19H143V25H144V23H146V21H144ZM154 19H155V18H154ZM194 19H195V18H194ZM32 20H33V18H31V21H32ZM160 20H161V19H160ZM201 20H202V19H201ZM34 21H35L36 23H38L37 20H34ZM48 21H49V20H48ZM50 21H51V20H50ZM108 21H109V20H108ZM123 21H124V20H123ZM148 21H147L146 24H149ZM154 21H156V20H153V19H152V21H150V23H152V22H154ZM158 21H159V20H158ZM161 21H162V20H161ZM20 22H21V21H20ZM119 22H122V21L120 20ZM130 22H131V21H130ZM162 22H163V21H162ZM172 22H173V21H172ZM221 22H222V21H221ZM225 22H226V21H225ZM52 23H53V22H52ZM85 23H86V22H85ZM122 23H123V22H122ZM18 24H19V23H18ZM22 24H23V23H22ZM24 24H25V23H24ZM48 24H49V23H48ZM128 24H129V23H128ZM153 24H154V23H153ZM100 25H101V24H100ZM100 25H99V26H100ZM120 25L124 27V25H122V24H120ZM143 25H142V26H143ZM149 25H150V24H149ZM165 25H166V24H165ZM23 26H24V25H23ZM27 26H28V25L26 24V27H27ZM77 26H78V25H77ZM99 26H98V27H99ZM101 26H102V25H101ZM106 26H107V25H105V27H106ZM131 26H132V25H131ZM133 26H134V22H133ZM142 26H141V24H140L139 27H142ZM145 26H146V27H145V30L148 31V28H147L148 26H147V25H145ZM154 26H155V25H154ZM24 27H25V26H24ZM50 27H51V26H50ZM54 27H55V26H54ZM89 27H90V26H89ZM136 27H138V25H137ZM150 27H151V26H150ZM152 27H153V26H152ZM165 27H166V26H165ZM14 28H15V27H14ZM31 28H32V27H31ZM106 28H107V27H106ZM129 28H130V27H129ZM132 28H133V27H132ZM134 28H135V27H134ZM146 28H147V29H146ZM127 29H128V28H127ZM127 29H125V30H127ZM143 29H144V27H143ZM143 29H142V30H143ZM149 29H150V28H149ZM20 30H21V29H20ZM97 30H98V29H97ZM99 30H101V28H99ZM135 30H136V32L138 31V29H135ZM142 30H140L139 32H141ZM145 30H144V31H145ZM152 30H153V29H152ZM61 31H62V30H61ZM101 31H105V30L102 29ZM101 31H100V34H103V33L106 34V32H103V33H102ZM127 31H128V30H127ZM144 31H143V33H144ZM233 31H234V30H233ZM245 31H246V29H245ZM94 32H95V31H94ZM114 32H115V31H114ZM124 32H126V31H124ZM14 33H15V32H14ZM80 33H81V32H80ZM122 33H123V32H122ZM122 33H121V34H122ZM225 33H226V32H225ZM9 34H10V32H9ZM145 34H146V33H145ZM7 35H8V33H7ZM146 35H147V34H146ZM146 35H145V36H146ZM235 35H236V34H235ZM255 35H256V34H255ZM9 36H10V35H9ZM12 36H13V32H12ZM12 36H11V38L14 37V36H13V37H12ZM20 36H21V35H20ZM101 36L105 37V35H101ZM106 36H107V35H106ZM110 36H111V35H110ZM110 36H107V37H110ZM112 36H114V35H112ZM112 36L110 37L111 39L115 37V36H114V37H112ZM119 36H120V34H119ZM142 36H143V35H142ZM7 37H8V36H7ZM7 37H5V38H7ZM93 37H94V36H93ZM103 37H102V38H103ZM117 37H118V36L116 35L115 38H117ZM139 37H140V35H139ZM2 38L4 39V37H2ZM2 38H1V40H2ZM151 38H152V37H151ZM258 38H260V36H259ZM7 39L9 40V38H7ZM7 39H5V40H7ZM100 39H101V37H100ZM119 39H120V38H119ZM141 39H142V38H141ZM12 40H13V39H12ZM93 40H94V39H93ZM114 40H115V39H113V41H114ZM133 40H134V39H133ZM136 40H139V39H136ZM148 40H149V39H148ZM10 41H11V40H10ZM101 41H102V40H100V42H101ZM105 41H106V40H105ZM120 41H122V40L120 39ZM123 41H125L124 43H126V45L129 44V43H127L126 40H123ZM128 41H129V40H128ZM130 41H132V40L130 39ZM141 41H142V40H141ZM146 41H147V40H146ZM3 42H4V41H3ZM3 42H1V43H3ZM6 42H7V41H6ZM6 42H5V43H6ZM103 42H104V39H103V41H102L100 44H101V45L104 44ZM115 42H117V41L115 40L114 43H115ZM118 42H119V40H118ZM132 42H133V41H132ZM132 42H131V43H132ZM149 42H150V41H149ZM152 42L155 44L154 40H153ZM152 42H151V43H152ZM1 43H0V45H1ZM10 43H11V42H10ZM10 43H9V45H11ZM112 43H113V42H112ZM120 43H121V42H120ZM124 43H121L120 47H125L124 45L122 46V44H124ZM131 43H130V44H131ZM3 44H4V43H3ZM116 44H117V43H116ZM154 44L152 45V47L154 46ZM156 44H157V43H156ZM156 44H155V45H156ZM238 44H239V43H238ZM7 45H8V43H7ZM97 45H98V44H96V46H97ZM105 45H106V44H105ZM117 45H118V44H117ZM117 45H116V46L114 45L115 48H117V51L119 50V53H120V52L123 53L124 50L121 49V48H119V46L117 47ZM139 45H140V44H139ZM141 45H143V44L141 43ZM4 46H5V48L7 47L6 44H5ZM11 46H12V45H11ZM99 46H100V45H99ZM143 46H145V45H143ZM2 47H3V46H2ZM15 47H16V46H15ZM104 47L106 48V46H103V48H104ZM109 47H111L110 42H109ZM109 47H108V45H107V48H109ZM131 47H132V46H131ZM131 47H130V48H131ZM139 47H140V46H138V49H139ZM3 48H4V47H3ZM7 48H10V49H11V47H7ZM76 48H77V47H76ZM99 48H101V46H100ZM111 48H114V47H111ZM115 48H114V49H115ZM133 48H136V46L133 47ZM143 48H144V47H143ZM109 49H110V48H109ZM120 49H121V50H120ZM126 49H128V46H127V48H125V50H126ZM136 49H137V48H136ZM138 49H137V50H138ZM8 50H9V49H8ZM23 50H24V49H23ZM99 50H101V49H99ZM99 50H97V51H99ZM122 50H123V51H122ZM134 50H135V49H134ZM144 50H146V48H145ZM151 50H152V49H151ZM12 51H13V50H12ZM24 51H25V50H24ZM103 51H104V50H102V52H103ZM110 51H111V49H110ZM129 51H130V49H129ZM129 51H128V52L126 51V53H123V56H122V58H123V60H124V63H123V64H124V66H125V67H123V68H125L126 73H127V74H126V73L124 72V73L127 75V77H125V76L123 75V76L126 78L125 83H123V82H122V83L120 82L121 84H120V83H119V84L111 83V84H109V86H107V87L104 86V85H106L105 83H104V84L102 83V85L97 84V85H99V86H96L95 89H94V92H93L91 95L87 96V98L84 97V96H86V94H85L84 96H83V94H82V96L84 97V100L86 99V102L83 101V102H84V105H86V106H83V105H82L83 103H81V105H79V104H78V101H77V104H76V105L83 106V107H88L87 109H91V110H92L93 108H95V110H97V111L99 112L98 109H99L100 107L95 106V105H96V102L99 101V100H97V97H98L99 95L109 96L108 93H105L106 90H107L106 92H110V91H109V89H110V90H111L110 93L113 92L114 95H116V96H120V95H123V94H124V95H125V94H130V95H131L132 93H135V94L137 95V98H136V99H138V102H132L131 105H130V108H129V109H130V111H131V112L133 113V115H134V121H135L136 126L133 125L134 127H130L129 129H130L131 140H133V141H134V144H135V149H134V150H136L137 152H139L140 155L138 154V156H140V157H135L133 161L135 162V164H137V165H139V166H145L146 168H148L149 170H151V164H150V161H152V160H154V159L156 160L157 158L161 157V154H159L160 151L158 152V151L155 149V147H154V144L157 143V142H156V139H158V138L154 139V136H153L152 132H150V131L147 132L146 130H142V129H141V127H143L142 125H143V123H144V119H143V115H144L143 110H144V109H142V107L139 105V102H140L141 100H143V99H148V100H150V102H151V101H152L151 99H154L153 97H154L155 93L157 92V90H159V87H160V84H161V83H159V87H157V90H156V87H155V86L150 85V84H151L150 82H152V81H149L150 84H147V82H148V80H149V73H150L149 71H152L154 68L151 70V69H149V67L146 66V65H145V66H140L139 64H140L141 62H144V59H143L142 57H141V58L143 59V61H141V62L138 64L139 66H137V68H133V67L131 66V63H132V61H133L134 58H137V57H138V56L136 55V54H138V52L135 50L137 53H136V54L134 53V54H135L137 57L133 54V55L135 56V57H134L133 55H131V53H132L133 51H132L131 53H130ZM139 51H140V50H139ZM9 52H10V51H9ZM89 52H90V51H89ZM100 52H101V51H100ZM114 52H115V51H114ZM146 52H147V50H146L145 53H144L145 55H146ZM150 52H151V51H150ZM150 52H148V53H150ZM7 53H8V52H7ZM7 53H6V54H7ZM10 53L12 54L13 52H10ZM10 53H9V55H10ZM92 53H93V52H91V54H92ZM97 53H98V52H97ZM116 53H117V52H116ZM122 53H121V54H122ZM13 54H16V50H15V53H13ZM17 54H20V53H17ZM53 54H54V53H53ZM57 54H58V53H57ZM63 54H64V53H63ZM80 54H81V53H80ZM93 54H94V53H93ZM93 54H92V55H93ZM95 54H96V53H95ZM101 54H102V53H101ZM101 54H100V55L98 54L99 57H100V58L97 57L98 60L101 59ZM108 54H109V52H108ZM114 54H115V53H114ZM114 54H113V55H114ZM36 55H37V54H36ZM42 55H44V54H42ZM42 55H41V58H42ZM58 55H59V54H58ZM76 55H77V54H76ZM78 55H79V54H78ZM85 55H86V54H85ZM85 55H84V56H85ZM89 55H90V54H89ZM89 55H88V56H89ZM92 55L89 56V58L92 57ZM113 55L111 54V56H113ZM116 55H117V54H116ZM118 55H119V54H118ZM138 55H139V54H138ZM145 55H143V56H145ZM153 55L156 56V54H153ZM4 56H5V55H4ZM18 56H19V55H18ZM21 56H22V55H21ZM37 56H39V54H38ZM44 56H45V55H44ZM55 56H56V55H55ZM63 56H64V55H63ZM81 56H82V55H81ZM96 56H97V54H96ZM102 56H103V54H102ZM108 56H110V54H109ZM108 56H107V58H108ZM114 56H115V55H114ZM114 56H113V57H114ZM131 56H133L134 58L132 59ZM139 56H140V55H139ZM147 56H148V55H147ZM11 57L13 58V56H11ZM15 57H16V56H15ZM39 57H40V56H39ZM39 57H38V58H39ZM51 57H52V56H51ZM56 57H57V56H56ZM56 57H55V59H57ZM93 57H94V56H93ZM93 57H92V58H93ZM113 57H112V60H111V61H113ZM120 57H121V55L119 56V58H120ZM156 57H157V56H156ZM12 58H10V59L12 60ZM22 58H23V61H22V62H24L25 59H26V58L24 57V55L22 56ZM24 58H25V59H24ZM38 58H37V60H38ZM41 58H40V59H41ZM43 58L46 60L45 57H43ZM60 58H61V57H60ZM62 58H63V57H62ZM76 58H77V56H76ZM80 58H81V57H80ZM80 58H78L79 61H80ZM89 58H88V60L91 59V58H90V59H89ZM122 58H121V60H122ZM144 58H145V57H144ZM5 59L7 60V58H5ZM19 59H20V56H19ZM48 59H49V58H48ZM53 59H54V57H53ZM53 59H52V60H53ZM81 59H82V58H81ZM86 59H87V58H86ZM115 59H118V58L116 57ZM115 59H114V60H115ZM131 59H132V61H131ZM139 59H140V58H139ZM146 59H147V58H145V60H146ZM3 60H4V59H3ZM11 60H8V63H9V62H12ZM16 60H17V59H16ZM26 60H27V59H26ZM34 60H36V59H34ZM49 60L51 61V58H50ZM57 60H58V59H57ZM57 60H55V62H57ZM73 60H74V59H73ZM75 60H76V59H75ZM83 60H84V58H83ZM83 60L81 61V63H82V62H83V63L85 62V61H83ZM140 60H141V59H140ZM18 61H21V60H18ZM18 61H15V58H14V60H13V62H15L14 65H17L16 62H18ZM65 61L68 62L66 59H65ZM93 61H94V60H93ZM93 61L91 62V63H92V67L94 66V65H93ZM22 62H21V64H20L21 66H23V65H22ZM28 62H29V61H28ZM30 62H31V61H30ZM38 62H40V61H38ZM46 62H47V61H46ZM66 62L64 63V60H63V64H66ZM70 62H72V61H70ZM88 62H89V61H88ZM96 62H97V61H96ZM96 62H95V63H96ZM114 62H115V61H114ZM119 62H120V61H119ZM121 62H123V61H121ZM133 62H134V61H133ZM137 62H138V61L136 60V63H137ZM2 63H3V62H2ZM4 63L6 64L7 62L5 61ZM8 63H7V64H8ZM19 63H20V62H19ZM19 63H18V64H19ZM25 63H26V62H25ZM33 63H35V62H33ZM59 63H60V62H59ZM72 63H73V62H72ZM72 63H70V64H72ZM76 63H78V62H76ZM91 63H88V64H91ZM98 63H100V62L98 61ZM221 63H222V62H221ZM44 64H45V63H44ZM56 64H57L56 66H58V62H57ZM61 64H62V63H61ZM67 64H68V66L70 65L69 63H67ZM73 64H74V63H73ZM78 64H79V63H78ZM107 64H108V63H107ZM120 64H122V63H120ZM134 64H135V63H134ZM25 65L28 66V64H25ZM31 65L33 66L34 64L31 63ZM74 65H77V64H74ZM84 65H85V64H83L82 66H84ZM86 65H87V64H86ZM86 65L84 66L85 68L87 67ZM100 65H101V63H100ZM115 65H116V63H115ZM152 65H153V64H152ZM6 66H7V65H6ZM8 66H9V64H8ZM12 66H13V65L10 64V67H12ZM26 66H25V67H26ZM29 66H30V65H29ZM44 66H45V65H44ZM44 66H42V67L40 66V68H43ZM50 66H51V65H50ZM50 66L48 65L47 67L51 68ZM61 66H62V65H61ZM66 66H67V65H66ZM77 66H78V65H77ZM79 66H80V65H79ZM90 66H91V65H90ZM122 66H123V65H122ZM134 66H135V65H134ZM10 67H7V68L9 69ZM15 67H19V66H15ZM25 67H24V70H25ZM33 67H34V66H33ZM33 67H32V68H33ZM47 67L43 68V71H42V72H44V70H45ZM70 67L72 68L73 65L70 66ZM70 67H69V69H70ZM88 67H89V65H88ZM88 67H87V68H88ZM101 67H102V66H101ZM115 67H117V66H115ZM118 67H119V64H118ZM118 67H117V68H118ZM120 67H121V66H120ZM120 67H119V68H120ZM238 67H239V66H238ZM37 68H38V67H37ZM49 68H48V69H49ZM63 68H64V67H63ZM63 68H61V69L64 70ZM98 68H99V67H98ZM103 68H104V67H103ZM105 68H106V66H105ZM110 68H111V67H110ZM11 69H12V68H11ZM16 69H17V68H16ZM16 69H13V70L16 71ZM20 69H21V68H20ZM28 69L30 70L31 67L28 68ZM33 69H34V68H33ZM65 69H66V67H65ZM77 69H78V68H77ZM90 69H91V68H90ZM93 69L97 70V69L94 68V67H93ZM114 69H115V68H114ZM121 69H122V67H121ZM155 69H157V68H155ZM155 69H154V71H157V70H155ZM162 69H163V68H162ZM162 69H161V70H162ZM168 69H169V68H168ZM193 69H194V68H193ZM209 69H210V68H209ZM6 70H7V69H6ZM22 70H23V69H22ZM29 70H28V71H29ZM40 70H41V69H40ZM51 70L53 71V68H52ZM84 70H86V69H84ZM88 70H89V69H88ZM91 70H92V69H91ZM109 70H110V69H109ZM158 70H159V69H158ZM165 70H166L165 73H169V72L171 73V71H172V70H170V71L168 70L169 72H167V68H166ZM182 70H184V69H182ZM186 70H187V71H190L191 69H190V67H189V69L187 68V69H185L184 71H186ZM194 70H196V69H194ZM212 70H213V69H212ZM2 71H3V70H2ZM18 71L20 72L19 69H18ZM37 71H39V70H37ZM37 71H36V70H35V71L31 70V73H33V74L36 76V74H39V73H40V72H39V73H36ZM82 71H83V70H82ZM92 71H93V70H92ZM112 71H114V70H112ZM118 71H119V70H118ZM162 71H163V70H162ZM187 71H186L185 73H187ZM191 71H192V70H191ZM241 71H242V70H241ZM258 71H259V70H258ZM13 72H14V71H13ZM22 72H23V71H22ZM24 72L27 73L26 70H25ZM29 72H30V71H29ZM34 72H35V73H34ZM49 72H50V70H49ZM54 72H55V71H54ZM66 72H67V71H65V73H66ZM70 72H71V69H70ZM122 72H123V71H122ZM160 72H161V71H160ZM160 72H157V73L160 75L159 77L161 78L162 74H164V73L161 72V74H160ZM175 72H176V71H175ZM179 72H181V71H179ZM198 72H199V71H198ZM15 73H17V72H15ZM46 73H47V72H44V78H45V79H46V76H47V75L45 76ZM76 73H77V71H76ZM76 73H75V74H76ZM97 73H98V72H97ZM97 73H96V74H97ZM104 73H105V72H104ZM104 73H103V74H104ZM108 73H109V72L107 71L106 74L108 75ZM124 73H122V74H124ZM188 73H189V75H190V77H191V76H193L192 73H194V71H193L192 73H191V72H188ZM190 73H191V74H190ZM195 73H196V72H195ZM200 73H201V72H199L198 74L196 73V74L199 76ZM207 73H208V71H207ZM259 73H260V72H259ZM18 74H19V73H18ZM21 74H22V73H21ZM47 74H48V73H47ZM61 74H62V73H61ZM70 74H71V73H70ZM79 74H80V73H79ZM88 74H89V73H88ZM93 74H94V73H93ZM100 74H101V73H100ZM100 74H99L100 77H101V76H104L103 74H101V75H100ZM109 74H110V73H109ZM116 74H118V73L116 72ZM173 74L175 75L174 72H173ZM176 74H178V73H176ZM201 74L203 75V72H202ZM204 74H205V73H204ZM209 74H210V73H209ZM220 74H222V73H220ZM16 75H17V74H16ZM19 75H20V74H19ZM29 75H30V73H29ZM41 75H42V74H41ZM66 75H67V74H66ZM82 75H83V74H82ZM89 75H90V74H89ZM89 75H88V76H89ZM120 75H121V74H120ZM166 75H168V74H166ZM166 75H165V76L163 75V76H164L163 78H165ZM169 75H170V74H169ZM174 75H173V76L170 75V76L173 77V79H174V77H175ZM205 75H206V74H205ZM207 75H208V74H207ZM207 75H206V77H209V75H208V76H207ZM211 75H212V74H211ZM243 75H244V74H243ZM245 75H246V74H245ZM24 76H26V75H24ZM24 76H23V77H24ZM38 76H39V75H38ZM74 76H75V75H74ZM77 76H78V75H77ZM84 76H85V75H84ZM93 76H94V75H92V77H93ZM99 76H97V77H99ZM176 76H177V75H176ZM179 76H180V75H179ZM185 76H187V75L185 74ZM198 76H197V77H198ZM26 77H27V76H26ZM70 77H71V76H70ZM81 77H82V76H81ZM92 77L90 78L91 80H92ZM97 77H93V78L96 79ZM105 77H106V76H105ZM115 77H116V76H115ZM118 77L120 78V76H118ZM171 77H170V79H171V81H172V78H171ZM183 77H184V73H183ZM188 77H189V76H187V78H188ZM195 77H196V75H195ZM195 77L193 76V77H191L190 79H189V78H188V79H189V81H190L191 79H193V80L191 81V82H193V81L195 80V79H194ZM200 77H201V75H200ZM203 77H204V76H203ZM0 78H1V77H0ZM27 78H28V77H27ZM37 78H38V77H37ZM47 78H48V77H47ZM59 78H60V77H59ZM74 78H75V77H74ZM102 78H103V77H102ZM106 78H107V77H106ZM106 78H105V79H106ZM121 78H123V77H121ZM121 78H120V79H121ZM168 78H169V77H168ZM185 78H186V77H184L183 81L185 80ZM187 78H186V79H187ZM241 78H242V77H241ZM28 79H29V78H28ZM30 79H31V78H30ZM32 79H34V78H32ZM32 79H31V81H32ZM49 79H50V78H49ZM82 79H83V78H81V80H82ZM86 79H87V78H86ZM90 79H88V80H90ZM97 79H98V78H97ZM155 79H156V78H155ZM177 79H178V78H177ZM179 79H180V81L182 80L181 77H180ZM198 79H199V77H198ZM204 79L206 80L207 78H204ZM253 79H254V78H253ZM58 80H59V79H58ZM60 80H61V79H60ZM68 80H70V79H68ZM75 80H76V79H75ZM91 80H90V81H91ZM93 80H94V79H93ZM112 80H113V79H112ZM122 80H123V79H122ZM167 80H168V79H167ZM200 80H203V78H201ZM241 80H242V79H241ZM39 81H40V80H39ZM42 81H43V79L41 80V82H42ZM47 81L50 82L51 80H48V79H47ZM53 81H54V78H53ZM53 81H52V82H53ZM55 81L57 82V80H55ZM62 81H63V80H62ZM76 81H77V80H76ZM76 81H75V82H76ZM79 81H80V79H79ZM98 81H99V80H98ZM100 81H102V80L100 79ZM106 81H107V80H106ZM173 81H174V80H173ZM177 81H178V80H177ZM183 81H182V82H183ZM3 82H5V81H3V79H2V82H1V83H3ZM11 82H14V81L11 80ZM11 82H10V83H11ZM34 82H36V79H35ZM37 82H38V81H37ZM44 82H45V81H44ZM52 82H51V83H52ZM56 82H54V83H56ZM58 82H59V81H58ZM68 82H69V81H68ZM81 82H82V81H80V83H81ZM83 82H84V80H83ZM88 82H89V81H88ZM88 82L86 81V83H88ZM108 82H109V81H108ZM118 82H119V80H118ZM169 82H170V80H169ZM185 82H187V81H184L183 83H185ZM198 82H199V81H198ZM203 82H204V81H203ZM42 83H43V82H42ZM71 83H72V81H71ZM71 83H70V84H71ZM86 83H85V85H86ZM92 83H94V81H93ZM92 83H90V84H92ZM154 83H155V82H154ZM154 83H153V84H154ZM156 83H157V82H156ZM170 83H171V82H170ZM170 83H169V84H170ZM179 83H181V82H179ZM183 83L180 84V87H179V86H176V87H178V89H179V88L183 89V88L181 87ZM238 83H240V82H238ZM254 83H256V82H254ZM254 83H253V84H254ZM22 84H23V83H22ZM39 84H40V83H38V85H39ZM43 84L46 85L45 83H43ZM43 84H42V85H43ZM61 84H63V83H61ZM74 84H75V83H74ZM77 84H78V83H77ZM77 84H76V85H77ZM81 84H82V83H81ZM195 84H196V83H195ZM198 84H200V83H198ZM198 84H196L195 87H196ZM256 84H257V83H256ZM7 85H8V84H7ZM20 85H21V84H20ZM40 85H41V84H40ZM42 85H41V86H42ZM53 85H54V84H53ZM71 85H72V84H71ZM76 85H75V86H76ZM82 85H84V84H82ZM85 85H84V86H85ZM156 85L158 86V83H157ZM161 85H162V84H161ZM164 85H166V84H164ZM176 85H177V84H176ZM178 85H179V84H178ZM248 85H250V83H249ZM248 85H247V86H248ZM251 85H252V82H251ZM2 86H3V85H1V87H2ZM8 86H9V85H8ZM15 86H17V85H15ZM21 86H22V85H21ZM21 86H20V87H21ZM47 86H48V85H47ZM68 86H69V85H68ZM75 86L73 85V87H75ZM77 86H79V85H77ZM89 86H90V85H89ZM168 86H169V85H168ZM168 86H166V87L163 86V87H162L163 89L165 88V90H164L165 93H167V87H168ZM183 86H184V85H183ZM201 86H202V85H201ZM227 86H228V85H227ZM247 86H246V87H247ZM253 86H254V85H253ZM255 86H256V85H255ZM259 86H260V83H259ZM259 86L257 85L258 88H259ZM9 87H10V86H9ZM17 87L19 88V86H17ZM70 87H71V86H70ZM79 87H80V86H79ZM87 87H88V86H87ZM91 87H92V86H91ZM171 87H172V86H171ZM190 87H191V85H190ZM192 87H193V85H192ZM197 87H198V89H197V88H196V89H197L198 91H200L201 89L199 88V86H197ZM237 87H238V86H237ZM250 87H252V86H250ZM261 87H263L262 84H261ZM24 88H25V86H24ZM24 88H23V89H24ZM33 88H34V87H33ZM36 88H37V87H36ZM38 88H39V87H38ZM61 88H62V86H61ZM162 88L160 87V89H162ZM168 88H169V87H168ZM193 88H194V87H193ZM201 88H203V87H201ZM223 88H225V86H224ZM235 88H236V87H235ZM241 88H243V84H242V87H241ZM241 88H240V90H239V93H240V91H243V90H241ZM258 88H256V89H258ZM3 89L5 90V89H8V88L6 87V88H3ZM9 89H10V88H9ZM9 89H8V90H9ZM11 89H12V88H11ZM76 89H77V88H76ZM78 89H79V88H78ZM78 89L76 90L77 93H78ZM86 89H87V88H86ZM86 89H84V90H86ZM163 89H162V90H163ZM187 89H189V86H188ZM190 89H192V88H190ZM190 89H189V90H190ZM243 89H245V88H243ZM248 89H249V88H248ZM248 89H247V90H248ZM263 89H264V87H263ZM1 90H2V88H1ZM12 90L14 91L15 89H12ZM26 90H27V89H25V91H26ZM31 90H32V89H31ZM35 90H37V89H35ZM57 90H58V89H57ZM63 90H64V89H63ZM81 90H82V89H81ZM89 90H90V89H89ZM168 90H170V89H168ZM218 90H219V89H218ZM225 90H226V88L224 89V91H225ZM227 90H228V89H227ZM13 91H11V93H13ZM16 91L18 92V89H16ZM27 91H29V90H27ZM32 91H33V90H32ZM47 91H48V90H47ZM65 91H66V90H65ZM68 91H69V90H68ZM72 91H73V90H72ZM87 91H88V90H87ZM155 91H156V92H155ZM176 91H178V90H176ZM180 91H181V90H180ZM186 91H187V90H185V91H183V92L185 93ZM190 91H192V90H190ZM198 91H197V92H198ZM209 91H210V90H209ZM244 91H245V90H244ZM257 91L261 92L262 90L260 91V90L258 89ZM263 91H264V90H263ZM263 91H262L261 93H263ZM1 92H2V91H1ZM1 92H0V93H1ZM5 92H7V90H6ZM8 92H9V91H8ZM14 92H15V91H14ZM30 92H31V91H30ZM34 92H35V91H34ZM54 92H55V91H54ZM74 92H75V91H74ZM74 92H72V93H74ZM160 92H161V90H160L159 92H157V93L159 94ZM164 92L162 91V92L160 93V96H161L162 93H163V96H164V95H165ZM188 92H189V91H188ZM211 92H214V91L212 90ZM211 92H210V95H211V97H212ZM225 92H226V91H225ZM227 92H229V91H227ZM231 92H233V90H232ZM231 92H230V93H231ZM245 92H246V91H245ZM245 92H244V93H245ZM37 93H38V92H37ZM65 93H66V92H65ZM82 93H83V90H82ZM195 93H196V92H195ZM198 93H199V92H198ZM216 93H219V92L217 91ZM223 93H224V92H223ZM233 93H234V92H233ZM233 93H232V94H233ZM237 93H238V90H237ZM237 93H236V95H237V97H239V95H238L239 93H238V94H237ZM241 93H242V92H241ZM241 93H240V94H241ZM244 93H243V94H244ZM255 93H256V90H255ZM15 94H16V92H15ZM27 94H28V93H27ZM42 94H44V93H42ZM66 94H67V93H66ZM66 94H65V95H66ZM78 94H79V93H78ZM186 94H188V93H186ZM220 94H221V98H225V97L227 98V96H228V95H227V96H223L224 94L222 95V93H219L218 95H220ZM228 94H229V93H228ZM246 94H247V92H246ZM246 94H245V95H246ZM0 95H1V97L3 98L2 93H1ZM17 95H19V93H18ZM28 95H29V94H28ZM49 95H50V96H53V95H51V94H49ZM56 95H57V93H56ZM76 95H77V94H76ZM80 95H81V94H80ZM192 95H193V94H192ZM199 95L201 96V93H199ZM210 95H208V97H209ZM218 95H217V96H218ZM225 95H226V94H225ZM234 95H235V94H234ZM236 95H235V97H236ZM245 95H244V96H245ZM255 95H256V94H255ZM258 95H259V93H258ZM15 96H16V95H15ZM21 96H22V95H21ZM32 96H34V94H32ZM32 96H30L31 99L34 98V97L32 98ZM36 96H37V94H36ZM36 96H35V97H36ZM57 96H58V95H57ZM66 96H67V95H66ZM74 96H75V94H74ZM74 96H73V98H74ZM163 96H161V97H163ZM190 96H191V95H189V99L192 97V96H191V97H190ZM213 96L215 97V93H213ZM217 96H216V99H215V100L218 99V100L216 101V103L219 101V99L221 100V98H218ZM244 96H242V97H244ZM13 97H14V96H13ZM13 97H12V98H13ZM28 97H29V96H27V98H28ZM39 97H40V94H39ZM46 97H47V96H46ZM71 97H72V96H71ZM79 97H80V96H79ZM101 97H102V96H101ZM112 97H114V96L112 95ZM161 97H160V98H161ZM194 97H195V95H194ZM202 97H203V96H202ZM211 97H210V98H211ZM214 97H212V98H214ZM235 97H234V98H235ZM15 98H16V97H15ZM19 98H20V97L18 96L17 101H19ZM25 98H26V97H25ZM30 98H28V99H30ZM36 98H37V99H36ZM36 98H35V99L37 100V101H36L37 104H38V102H39V104H40L41 102L38 101L39 98H38V97H36ZM50 98H53V97H50ZM55 98H56V97H55ZM76 98H77V96H76ZM80 98H81V97H80ZM105 98L108 99L107 97H105ZM114 98H115V97H114ZM117 98H118V97H117ZM117 98H116V99H117ZM160 98H159V99H160ZM163 98H164V97H163ZM165 98H166V97H165ZM187 98H188V97H187ZM187 98H186V100H187ZM192 98H193V97H192ZM210 98L208 99V101H209V100L212 101V98H211V99H210ZM228 98H230V94H229V97H228ZM234 98H232V99H230V100H233ZM246 98H247V97H246ZM250 98H251V97H250ZM253 98H254V96H253ZM257 98H258V97H257ZM42 99H43V98H42ZM60 99H61V98H60ZM74 99H75V98H74ZM78 99H79V98H78ZM98 99H100V98L98 97ZM102 99H103V98H102ZM136 99H135V100H136ZM238 99H239V98H238ZM243 99H245V97L242 98V101H244ZM255 99H256V96H255ZM261 99L263 100V96H262ZM6 100H8V99L6 98ZM6 100H3V99H2V101H0V104H1L2 102L6 101ZM9 100H10V101H8V102L11 103V99H9ZM20 100L22 101V100H24V99L20 98ZM25 100H26V99H25ZM51 100H52V99H51ZM70 100H71V99H70ZM75 100H76V99H75ZM75 100H73V101L71 100L70 102H74ZM103 100H104V99H103ZM117 100H118V99H117ZM117 100H116V101H117ZM120 100H121V99H120ZM122 100H123V99H122ZM166 100H167V99H166ZM193 100H195V98H194ZM203 100H204V99H203ZM203 100L201 99V101H203ZM222 100H223V99H222ZM222 100H221V103H222ZM227 100H228V99H227ZM234 100H237V99L235 98ZM239 100H241V98H240ZM250 100H251V99H250ZM256 100H257V99H256ZM258 100H259V98H258ZM258 100H257V101H258ZM12 101H13V99H12ZM15 101H16V100H15ZM15 101H14V102H15ZM26 101H27V100H26ZM42 101H43V100H42ZM80 101H81V99H80ZM109 101H111V99H110ZM109 101H108V102H109ZM126 101H127V100H126ZM126 101H124V102H126ZM132 101H133V100H132ZM155 101H156V100H155ZM208 101H207V103H208ZM210 101H209V102H210ZM213 101H214V100H213ZM242 101H241V102H242ZM8 102H7V103H3V104H1V105L7 104L6 106L8 107V104H9ZM19 102H20V101H19ZM24 102H25V101H24ZM33 102H34V99H33ZM36 102H34V103L36 104ZM104 102H105V101H104ZM108 102H106V104H107ZM157 102H159V101H157ZM160 102H163V103H164L165 100H164V101L162 100V101H160ZM226 102H230V101L228 100V101H226ZM237 102H238V101H237ZM237 102L235 101L236 105H234V106H237L238 104H240V103L237 104ZM251 102H254V100H253V101L251 100ZM12 103H13V102H12ZM21 103H22V102H21ZM28 103H29V100H28ZM42 103H44V102H42ZM74 103H76V101H75ZM117 103H119V101H117ZM148 103H149V102H148ZM151 103H152V102H151ZM189 103H190V102H189ZM189 103H188V100H187V104H189ZM198 103H199L198 101H195V102H194L195 107H194V109H193L194 112H193V111H189V112L194 113V114H193V117L199 119V120H196V121H200V120H201V122L203 123L204 127H207V126H208L209 129L213 128V125H214V123H215V119H214V118H215V116L217 115V114L214 115V114L212 113L213 110H214V109H213V105H214V104L211 105V104L209 103V104H206L207 106L203 104L204 106H206V107L203 108V107H201L202 105H200V104L198 105ZM200 103H201V102H200ZM205 103H206V102H205ZM213 103H214V102H213ZM219 103H220V102L217 103V105H218V106H217V109H219L218 107L221 106L222 104H224L225 102H223L221 105H219ZM230 103L232 104V101H231ZM230 103H227V104H230ZM243 103H244V102H243ZM245 103H246V102H245ZM248 103H249V101H248ZM248 103H247V104H248ZM254 103H255V102H254ZM257 103H258V102H257ZM257 103H256V104H257ZM261 103H262V102H261ZM35 104H34V105H35ZM39 104H38V106H40ZM44 104H45V103H44ZM101 104H102V103H101ZM146 104H147V103H146ZM154 104H155V103H154ZM158 104H159V103H158ZM158 104H157V105H158ZM227 104L225 103V105H227ZM231 104H230V105H231ZM263 104H264V103H263ZM1 105H0V106H1ZM15 105H16V103H15ZM15 105L13 106L14 108H15ZM17 105H19V104H17ZM69 105H70V104H69ZM72 105H73L72 108L75 109L76 106L74 107V104L71 103V106H72ZM150 105H152V104H150ZM155 105H156V104H155ZM157 105H156V106H157ZM190 105H192V104H190ZM190 105H188V106H190ZM250 105H252V103H251ZM260 105H261V104H260ZM20 106H21V105H20ZM35 106H36V105H35ZM42 106H43V105H41V107H42ZM44 106H45V105H44ZM59 106H60V105H59ZM102 106H103V105H102ZM147 106H148V109L153 107V106H152V107H151V106L149 107V105H147ZM161 106H162V105H161ZM211 106H212V107H211ZM223 106H224V105H223ZM223 106H221V108H222ZM262 106H263V105H262ZM262 106H261V107H262ZM22 107H24V106H22ZM32 107H33V104H32ZM41 107H39V109H42ZM57 107H58V106H57ZM103 107H105V106H103ZM116 107H117V106H116ZM119 107H120V105H119ZM157 107H158V106H157ZM162 107H163V106H162ZM192 107H193V106H192ZM237 107H238V106H237ZM252 107H253V106H252ZM263 107H264V106H263ZM1 108H2V106H1ZM1 108H0V110H2L4 107H3L2 109H1ZM25 108H26V107H25ZM60 108H61V107H60ZM68 108H69V107H68ZM105 108H106V107H105ZM109 108H110V106H109ZM214 108H215V107H214ZM221 108H220V109H221ZM239 108H240V107H239ZM253 108H254V107H253ZM253 108H252V109H253ZM258 108H259V105H258ZM10 109H11V107L8 108V110H5V111H8V112H9ZM16 109H18V108H16ZM20 109H23V108H20ZM29 109H30V108H29ZM44 109H46V108H43V110H44ZM47 109H49V108H47ZM70 109H71V107H70ZM78 109H79V108H78ZM160 109H161V108H160ZM191 109H192V108H191ZM191 109H189V110H191ZM225 109H227V106H226L225 108H222L221 111H222V112H223V111H226ZM230 109H231V108H230ZM230 109L228 108V110H230ZM232 109H233V108H232ZM232 109H231V110H232ZM256 109H257V107H256L254 110H256ZM259 109H261V108H259ZM13 110H14V109H13ZM13 110H12V111H13ZM18 110H19V109H18ZM18 110H16V112H19V111H20V110H19V111H18ZM84 110H85V109H84ZM120 110H121V109H120ZM157 110H158V109H156V112H157ZM237 110H238V109H237ZM254 110H253V111H254ZM2 111H3V110H2ZM26 111H27V109H26ZM26 111H24V113H25ZM28 111H29V110H28ZM58 111H59V110H58ZM71 111H72V110H71ZM73 111H74V110H73ZM73 111H72V113H73ZM77 111H78V110H77ZM93 111H94V109H93ZM103 111H104V108H103ZM106 111H107V110H106ZM106 111H104V112H106ZM117 111H118V110H117ZM121 111H122V110H121ZM123 111H124V110H123ZM159 111H160V110H159ZM218 111H219V110H218ZM0 112H1V111H0ZM10 112H11V111H10ZM10 112H9V114H10ZM16 112H15V110H14L13 114L16 113ZM40 112H41V111H40ZM40 112H39V114H40ZM59 112H61V111H59ZM81 112H82V111H80V114H81ZM149 112H150V111H149ZM222 112L219 111L218 113L222 114ZM228 112H229V114H227V113H225V114H226V115H230V114H231V119H233L234 117H232V113H231V111H228ZM233 112L235 113V111H233ZM239 112H240V111H239ZM254 112L256 113L257 111H254ZM6 113H7V112H6ZM24 113H23V112H20L19 114L24 116ZM26 113H27V112H26ZM26 113H25V114H26ZM31 113H32V112H31ZM42 113H43V111H42ZM42 113H41V114H42ZM51 113H52V112H51ZM57 113H58V112H57ZM67 113H68V112H67ZM74 113H75V111H74ZM76 113H77V112H76ZM76 113H75V115H78V114H76ZM78 113H79V112H78ZM84 113H85V112H84ZM84 113H83V114H84ZM86 113H89V112L86 111ZM124 113H125V112H124ZM160 113H161V112H160ZM210 113H211V114H210ZM214 113H216V111H214ZM240 113L242 114V112H240ZM244 113H245V112H244ZM9 114H8V116L11 118L13 115L10 116L11 114H10V115H9ZM28 114H30V111H29V113L26 114V116H28ZM44 114H45V113H44ZM61 114H62V113H61ZM91 114H93V113H90V115H91ZM99 114H101V113H99ZM102 114H103V112H102ZM102 114H101V116H102ZM111 114H112V113L110 112V115H109V114H108V115H109V116H112ZM127 114H128V113H127ZM127 114H126V115H127ZM146 114H147V112H146ZM152 114H153V113H152ZM158 114H159V113H158ZM158 114H157V116H159ZM162 114H163V113H161V115H162ZM209 114H210V116H209ZM225 114H224V115L222 114V116L224 117ZM15 115H16V114H15ZM34 115H35V114H34ZM34 115H33L32 117H34ZM47 115H50V114L47 113ZM47 115H45V117H46ZM75 115H73V116H75ZM97 115H98V114H97ZM114 115H116V114H114ZM150 115H151V114H150ZM212 115H214V118H213ZM233 115H234V114H233ZM29 116H30V115H29ZM37 116H38V115H37ZM37 116H35L34 118H36ZM56 116H58V115H56ZM69 116H72V115H69ZM83 116H84V115H83ZM85 116H87V115L85 114ZM88 116H89V114H88ZM92 116H94V115H92ZM92 116H89V118H92ZM98 116H99V115H98ZM98 116H96V117L98 118ZM101 116H99V117H101ZM122 116H123V114L121 115V117H122ZM191 116H192V114H191ZM211 116H212L213 120H212ZM236 116H237V113H236ZM9 117H8V118H9ZM20 117H22V116H19V119H20ZM24 117H25V116H24ZM40 117H41V116H40ZM50 117H51V116H50ZM50 117L48 116V117H46V118H50ZM77 117H78V116H77ZM81 117H82V115H81ZM114 117H115V116H114ZM152 117H153V116H152ZM152 117H151V119H152ZM160 117H161V116H160ZM218 117H219V115H218ZM223 117H221V118H223ZM13 118H14V116H13ZM22 118H23V117H22ZM22 118H21V120H22ZM27 118H28V117H27ZM51 118H53V117H51ZM69 118H70V117H69ZM71 118H72V117H71ZM73 118H74V117H73ZM87 118H88V117H87ZM87 118H86V119H87ZM97 118H96V119H97ZM119 118H120V115H119ZM123 118H124V117H123ZM154 118H155V117H154ZM219 118H220V117H219ZM237 118H238V117H237ZM237 118H235V119L238 120ZM17 119H18V118L16 117V120H17ZM23 119H24V118H23ZM30 119H31V117H30L29 119H27L26 121H29ZM36 119H39V120H40L41 118H36ZM75 119H77V118H75ZM75 119H74V120H75ZM79 119H80V118H79ZM108 119H109V118H108ZM114 119H115V118H114ZM216 119H217V118H216ZM239 119L241 120L242 118L239 117ZM246 119H248V118H246ZM32 120H33V118H32ZM32 120H30V121H32ZM44 120H45V119H43V121H44ZM50 120L52 121V119H50ZM59 120H60V119H59ZM77 120H78V119H77ZM77 120H76V121H77ZM80 120H81V119H80ZM94 120H95V119H94ZM105 120H106V119H105ZM105 120H104V121H105ZM121 120H122V119H121ZM121 120H120V121H121ZM217 120H218V119H217ZM240 120H238V121H240ZM11 121L13 122V120H11ZM17 121H18V120H17ZM17 121H16V122H17ZM34 121H35V119H34ZM51 121H50V122H51ZM60 121H61V120H60ZM65 121H66V120H65ZM99 121H100V120H99ZM112 121H114V120L111 119V122H112ZM115 121H116V120H115ZM117 121H118V120H117ZM120 121H118V122H120ZM193 121H194V119H193ZM221 121H222V119H221V120L219 119L218 122L221 123ZM247 121H248V120H246V122H247ZM12 122H11V123H12ZM16 122H15V123H16ZM23 122H24V121H23ZM32 122H33V121H32ZM39 122H42V120L39 121ZM48 122H49V120H48ZM48 122H47V124H48ZM53 122H54V121H53ZM62 122H63V119H62ZM84 122H85V118H84ZM84 122H82V123L84 124ZM91 122H92V121H91ZM94 122H95V121H94ZM96 122H97V121H96ZM105 122H106V121H105ZM123 122H125V121L123 120ZM194 122H195V121H194ZM235 122H237V121H235ZM250 122H251V121H250ZM6 123H7V122H6ZM11 123H9V124H11ZM13 123H14V122H13ZM13 123H12V124H13ZM28 123H30V125H31V122H28ZM37 123H38V122H37ZM54 123H56V122H54ZM66 123H67V122H66ZM74 123H75V122H74ZM76 123H77V122H76ZM86 123H89V122H86ZM121 123H122V122H121ZM127 123H128V122H127ZM219 123H217V124H219ZM248 123H249V122H248ZM248 123H247V124H248ZM18 124H19V123H17V126H20V125H22L23 123H20V125H18ZM50 124H51V123H50ZM50 124H48V126H50ZM52 124H53V123H52ZM62 124H63V123H62ZM70 124H72V123H70ZM77 124H78V123H77ZM83 124H82V125H83ZM95 124H96V123H95ZM103 124H104V123H103ZM125 124H126V123H125ZM145 124H146V123H145ZM148 124H149V123H148ZM152 124H153V123H152ZM152 124H151V126H152ZM222 124H223V121H222L221 125H222ZM243 124H244V122H243ZM3 125H5V124H3ZM3 125H2V126L0 125V127L2 128ZM6 125H8V124H6ZM14 125H15V124H14ZM14 125H9V126H8V129L4 128L2 131H0V132H1L0 134H2V135H5V134H6L5 141L0 143V222H2V221H6V220H4L5 217L7 216V215H6V207H7V206H10V207H11V205H9V204H12V205H13L14 202L16 203V201H15L14 199H16L15 197H16V195H17V191L19 190V187H20V186L18 187L19 182H20L24 177H29V178H30V177H34L37 173H41V172H38V170L35 169L36 166H37L38 164H39V165H42V167H43L42 171H44V170H46V169H50V170L52 171L51 166H52V164H53V163H52V161H53V157L55 156L56 153H58L57 149L54 147L55 145H54V146L51 145L52 147H48V148H47V147L45 148V146H43L45 149L40 148L39 145L42 144V142H41L42 139L39 140L40 142H37V144L40 143V144L38 145L39 147L36 146L37 148H35V145H37V144H36V143H33V139H31V138L34 136V135H33L34 132L31 133V134H29V133H30L29 129H30L31 127H33L32 125H31L30 128L28 127V132H27V131L24 132V130H23V129H27V128H25V127H26V126H25L26 124L23 125V129H22V127L20 126L19 129H21V131L23 130V133L20 132L21 134H19L18 131H16V130H18V127L16 128ZM28 125H29V124H28ZM38 125H39V124H37V126H38ZM67 125H68V123H67ZM79 125H80V124H79ZM84 125H85V124H84ZM84 125H83V126H84ZM91 125H93V124H90V126H91ZM106 125H107V124H106ZM127 125H128V124H127ZM215 125H216V124H215ZM219 125H220V124H219ZM221 125H220V126H221ZM248 125H250V124H248ZM24 126H25V127H24ZM34 126H35V125H34ZM40 126H41V124H40ZM40 126H38L39 128L37 127L38 130L40 129ZM44 126H46V122H45V125H43V127H41L42 130H40V133H41V134H42V132H43V136L48 135V136H51V137H56V134L52 133V131H53L52 129H54V128H52V129H51L52 131L50 132V131H48V130H50V127L46 126V127L49 128V129H48V128L46 129ZM51 126L53 127V125H51ZM57 126H58V125H57ZM68 126H69V125H68ZM70 126H71V125H70ZM70 126H69V127H70ZM74 126H75V125H74ZM74 126H73V127H74ZM83 126H82V127L80 126V127L82 128V130H84V127H83ZM110 126H111V125H110ZM118 126H119V125H118ZM125 126H126V125H125ZM125 126H124V127H125ZM129 126H131V125H129ZM195 126H196V125H195ZM60 127H61V126H60ZM65 127H66V129H67V126H65ZM69 127H68V128H69ZM73 127H70V128H73ZM92 127H93V126H92ZM92 127H91V129H92ZM121 127H122V126H121ZM153 127H154V125H153ZM153 127H152V128H153ZM158 127H159V126H158ZM192 127H193V126H192ZM245 127H247V126L245 125ZM250 127H251V126H250ZM258 127H259V126H258ZM43 128H45V129H43ZM58 128H59V127H58ZM75 128H76V126H75ZM118 128H119V127H118ZM126 128H127V127H126ZM159 128H160V127H159ZM159 128H158V130H160ZM194 128H195V127H194ZM217 128H218V127H217ZM236 128H237V127H236ZM247 128H248V127H247ZM254 128H255V127H254ZM56 129H57V127H56ZM56 129H55V131H56ZM94 129H95V131L93 132V134H94L95 136H99V135L102 134V130H103V129H101L100 125H99V126H96ZM94 129H92V130H94ZM110 129H111V128H110ZM114 129H115V128H114ZM129 129H128V131H129ZM197 129H198V128H197ZM242 129H245V128L242 127ZM258 129H259V128H258ZM30 130L33 131L34 129L31 128ZM38 130H37V131H38ZM62 130H63V129H62ZM67 130H68V129H67ZM67 130H66V133H67ZM70 130H71V129H70ZM86 130H90V128H89V129H86ZM148 130H149V129H148ZM211 130H212V129H211ZM213 130H214V129H213ZM216 130H217V129H216ZM216 130H215V132H216ZM246 130L249 131V129H245L244 131H246ZM252 130H254V129L252 128ZM5 131H6V132H5ZM34 131H36V130H34ZM41 131H42V132H41ZM59 131H61V130H59ZM63 131L65 132V129H64ZM63 131H62V133L64 134ZM78 131H80V130H78ZM109 131H110V130H109ZM124 131L126 132V130H124ZM156 131H157V130H156ZM198 131H199V129H198ZM56 132H57V131H56ZM56 132H55V133H56ZM213 132H214V131H213ZM3 133H5V134H3ZM37 133H38V132H37ZM60 133H61V132H60ZM72 133H73V132H72ZM78 133H80V132H78ZM155 133H156V132H155ZM158 133H159V132H158ZM202 133H203V132H202ZM216 133H217V132H216ZM44 134H45V135H44ZM80 134H81V133H80ZM80 134H79V135H80ZM82 134H83V133H82ZM87 134H89V133H87ZM91 134H92V133H91ZM93 134H92V135H93ZM105 134H106V133H105ZM107 134H108V133H107ZM109 134H110V133H109ZM126 134H127V133H126ZM21 135H23V137H22ZM31 135H33V136L31 137ZM53 135H54V136H53ZM58 135L60 136V134H58ZM58 135H57V137H58ZM66 135H68V133H67ZM71 135L74 136V134H71ZM79 135H78V136H79ZM83 135H85V131H84V134H83ZM111 135H112V134H111ZM111 135H110V136H111ZM158 135H159V134H158ZM198 135H199V134H198ZM198 135H197V136H198ZM208 135H211V134H209V132H207V136H208ZM213 135H214V134H213ZM0 136H1V135H0ZM35 136H36V138L39 137L38 139L41 138V137L39 136V134H38V136H37V134H36ZM64 136H65V135H64ZM64 136H62V138H63ZM75 136H77V134H76ZM80 136H81V135H80ZM110 136H109V137H110ZM113 136H114V135H113ZM126 136H127V135H126ZM203 136H204V135H203ZM211 136H212V135H211ZM30 137H31V138H30ZM65 137L67 138V136H65ZM71 137H72V136H71ZM90 137H91V136H90ZM92 137H93V136H92ZM119 137H120V135H119ZM166 137H167V136H166ZM166 137L164 136L163 139L168 140L169 137H167L168 139H167ZM1 138H2V136H1ZM3 138H4V137H3ZM3 138H2V139H3ZM47 138L49 139V137H47ZM47 138H46V139H47ZM60 138H61V136L59 137V139H60ZM66 138H64V139L66 140ZM68 138H69V136H68ZM68 138H67V139H68ZM78 138H79V137H78ZM81 138H83V137H81ZM98 138H99V137H97L96 139H98ZM102 138H103V137H102ZM105 138H106V137H105ZM105 138H104V139H105ZM114 138H115V137H114ZM126 138H127V137H126ZM159 138H160V136H159ZM199 138H200V136H199ZM206 138H207V137H206ZM44 139H45V137H44ZM44 139H43V141H44ZM64 139H63V140H64ZM100 139H101V138H100ZM128 139H129V138H128ZM197 139H198V138H197ZM200 139H201V138H200ZM200 139H198V140H200ZM209 139H211V137H209ZM50 140H51V139H50ZM52 140H53V138H52ZM60 140H61V139H60ZM63 140H62V141H63ZM72 140L74 141V139H72ZM81 140H82V139H81ZM81 140H79V142H80ZM85 140H86V139H85ZM91 140L93 141V138H92ZM98 140H99V139H98ZM106 140H107V139H106ZM118 140H119V138H118ZM154 140H155V141H154ZM170 140H171V139H169V141H170ZM207 140H208V139H207ZM48 141H49V140H48ZM53 141L58 142V141H56V140H53ZM69 141H70V140H69ZM69 141H68L67 143H69ZM102 141H103V140H101V141L98 142V143H101ZM104 141H105V140H104ZM129 141H130V140H129ZM159 141H161V140H158V142H159ZM163 141H164V140H162V142H163ZM169 141H168V142H169ZM202 141L204 142L205 140H202ZM44 142H45V141H44ZM46 142H47V141H46ZM46 142H45V143H46ZM49 142H50V141H49ZM59 142H60V141H59ZM76 142H78V141H76ZM111 142H112V141H111ZM111 142L109 141V144H111ZM170 142H171V141H170ZM47 143H48V142H47ZM65 143H66V142H65ZM70 143H72V142H70ZM70 143H69V146H70ZM82 143H83V142H82ZM85 143H86V142H85ZM92 143H93V142H92ZM95 143H96V141H95ZM159 143H161V142H159ZM61 144H63V143L61 142ZM75 144H76V143H75ZM87 144H88V143H87ZM102 144H103V143H102ZM117 144H119V142H118ZM129 144H133V142H131V143H129ZM157 144H158V143H157ZM166 144H167V143H166ZM170 144H173V143H170ZM204 144H205V143H204ZM48 145H49V144H48ZM48 145H46V146H48ZM66 145H67V144H66ZM66 145H65V146H66ZM71 145H72V144H71ZM85 145H86V144H85ZM91 145H92V144H91ZM99 145H100V144H99ZM99 145H98V146H99ZM164 145H165V144H164ZM167 145L169 146V144H167ZM167 145L165 146V148L167 147ZM63 146H64V144H63ZM88 146H89V145H88ZM96 146H97V145H96ZM72 147H73V145H72ZM75 147H77V146H75ZM93 147H95V146H93ZM104 147H105V146H104ZM118 147H120V146L118 145ZM171 147H172V146H171ZM58 148H63V149H65V147H60L59 145H58ZM96 148H97V147H96ZM125 148H127V147H125ZM167 148H168V147H167ZM172 148H173V147H172ZM72 149H73V148H72ZM72 149H71V150H72ZM80 149L82 150V147H81ZM89 149H90V148H89ZM94 149H95V148H94ZM120 149H121V148H120ZM127 149H128V150H125V151H127V152H128V151L132 152V151H131V150H132V147H131V149L129 150V146H128ZM60 150H61V149H60ZM73 150H74V149H73ZM73 150H72V151H73ZM87 150H88V148H87ZM168 150H169V149H168ZM171 150H172V149H171ZM25 151H26V152H25ZM105 151H106V150H105ZM123 151H124V150H123ZM161 151H162V152H160V153H163V148L161 149ZM140 152H141V153H140ZM164 152L167 153V152H166V149L164 150ZM66 153H67V152H66ZM70 153H71V152H70ZM74 153H75V152H74ZM78 153H79V151H78ZM83 153H84V152H82V154H83ZM125 153H126V152H125ZM165 153H163L162 155L166 157V155H164ZM82 154H81V152H80L79 155H82ZM109 154H110V153H109ZM134 154H135V153H134ZM141 154H142V156H141ZM167 154H168V153H167ZM170 154H171V152H170ZM170 154H169V155H170ZM58 155H60V153H59ZM71 155H72V154H71ZM74 155H75V154H74ZM74 155H73V156H74ZM79 155H78V157L81 158ZM124 155H125V154H124ZM65 156L67 157V155H65ZM143 156H144V158H143ZM158 156H159V157H158ZM163 156L161 157V159L163 158ZM57 157H58V156H56V158H57ZM66 157H64V159H67ZM70 157H71V156H70ZM116 157L119 158V156H116ZM165 157H164V158H165ZM167 157H168V155H167ZM167 157H166V159H167ZM58 158H59V157H58ZM58 158H57V159H58ZM127 158H128V157H127ZM131 158H133V157L131 156L129 161H131ZM57 159H55V160H57ZM74 159H75V156H74ZM76 159H77V158H76ZM83 159H84V158H83ZM34 160H35V161H34ZM72 160H73V158H72ZM85 160H86V159H85ZM109 160H110V159H109ZM157 160H158V159H157ZM157 160H156V162H157ZM162 160H163V159H162ZM164 160H165V159H164ZM167 160H168V159H167ZM57 161H58V160H57ZM59 161H61V159H59ZM65 161H66V160H65ZM82 161H84V160H82ZM158 161H160V160H158ZM53 162H54V161H53ZM63 162H64V161H63ZM67 162H69V161H67ZM70 162H71V161H70ZM78 162H79V161H78ZM112 162H113V161H112ZM115 162H116V161L114 160V164L117 163V162H116V163H115ZM84 163H85V162H84ZM86 163H87V162H86ZM130 163H131V162H130ZM54 164H55V162H54ZM54 164H53V165H54ZM62 164H63V163H62ZM62 164H61V165H62ZM104 164L106 165V163H104ZM104 164H103V166H101L100 168L105 167ZM107 164H108V162H107ZM132 164H133V162H132ZM110 165H111V164H110ZM110 165H109V166H110ZM130 165H131V164H130ZM58 166H59V165H58ZM107 166H108V165H107ZM135 166H136V165H135ZM135 166L133 165V167H135ZM153 166H154V165H153ZM52 167H53V166H52ZM115 167H116V165H115ZM115 167H113V168H115ZM123 167H124V166H123ZM137 167H138V166H137ZM60 168H61V166H60ZM60 168H59V169H60ZM66 168H67V167H66ZM106 168H107V167H106ZM108 168H110V167H108ZM131 168H132V167H130V169H131ZM146 168H144V169L146 170ZM55 169H58V168H54V170H55ZM61 169L64 171L63 166H62ZM67 169H68V168H67ZM119 169H120V168H119ZM152 169H153V168H152ZM100 170H101V169H100ZM102 170H103V169H102ZM102 170H101V171H102ZM104 170H105V168H104ZM104 170H103V171H104ZM108 170H109V169H108ZM108 170H107V171H108ZM111 170H112V168H111ZM111 170H110V171H111ZM126 170H127V168H126ZM126 170H125V171H126ZM137 170H138V169H137ZM141 170H143V169H141ZM153 170L155 171V169H153ZM39 171H40V170H39ZM55 171H56V170H55ZM96 171H97V170H96ZM105 171H106V170H105ZM53 172H54V171H53ZM53 172H52V173H53ZM58 172H59V170H57V175H56V176H58V175L60 174V173L58 174ZM64 172H65V171H64ZM112 172H113V170H112ZM112 172H111V173H112ZM116 172H117V171H116ZM120 172H122V171H120ZM126 172H127V171H126ZM128 172H129V171H128ZM143 172H144V171H143ZM43 173H44V172H43ZM66 173H67V172H66ZM69 173H70V172H68V174H69ZM97 173H98V172H97ZM113 173H115V172H113ZM135 173H137V171H135L134 174H135ZM138 173H139V172H138ZM141 173H142V171H141ZM141 173H140V175H141ZM45 174H46V176H45V180H46L48 174H47V172H45ZM45 174H44V175H45ZM95 174H96V173H95ZM95 174H94V175H95ZM98 174H100V172H99ZM119 174H120V173H118V175H119ZM124 174H125V173H124ZM124 174H122V175H124ZM126 174H127V173H126ZM144 174H147V173H144ZM51 175H52V174H51ZM51 175L49 174L48 177L51 176ZM62 175H64V174H62ZM66 175H67V174H66ZM66 175H65V176H66ZM102 175H103V174H102ZM116 175H117V173H116L115 175L113 174V177H114V176L116 177ZM120 175H121V174H120ZM138 175H139V174H138ZM153 175H154V174H153ZM59 176H61V175H59ZM65 176H63V177H65ZM95 176H96V175H95ZM95 176H93V177H95ZM111 176H112V175H111ZM142 176H143V175H142ZM149 176H150V174H149ZM149 176H148V177H149ZM69 177H71L70 174H69ZM69 177H68V178H69ZM99 177H100V176H99ZM120 177L122 178V176H120ZM125 177H127V176L125 175ZM132 177H133V175H132ZM151 177H152V174H151ZM154 177H155V175H154ZM38 178H39V177H38ZM49 178H50V177H49ZM66 178H67V176H66ZM102 178H103V176H102ZM102 178H100L98 181L100 182V180H101ZM117 178L119 179V176H117ZM130 178H131V177H130ZM35 179H36V178H35ZM69 179H70L69 182H70V184H71V180H72V179H71V178H69ZM105 179H106V177H105ZM115 179H116V178H115ZM144 179H145V178H144ZM150 179H151V178H150ZM150 179H148V180H150ZM31 180H32V179H31ZM37 180H38V179H37ZM45 180H43V182H44L43 184H44V185H45ZM49 180H50V179H49ZM60 180H62V179H60ZM63 180H64V179H63ZM63 180H62V181H63ZM95 180H96V182H97L96 177H95ZM95 180L93 179L94 182H95ZM103 180H104V178H103ZM103 180H101V182H102ZM116 180H117V179H116ZM133 180H134V179H133ZM133 180H132V181H133ZM67 181H68V180H67ZM74 181H75V180H74ZM105 181L107 182V180H105ZM122 181L124 182V180H122ZM130 181H131V180H130ZM29 182H31V181H29ZM32 182H34V180H32ZM32 182H31V183H32ZM47 182H48V180H46V184H47ZM50 182H54V181L51 179ZM50 182H49V183H50ZM65 182H66V181H65ZM69 182H68V183H69ZM72 182H73V180H72ZM106 182H105V183H106ZM111 182H113V181H111ZM123 182H122V183H123ZM134 182H136V181H134ZM147 182H148V181H147ZM160 182H161V181H160ZM40 183H41V182H40ZM97 183H98V182H97ZM102 183H103V182H102ZM109 183H110V182H109ZM114 183H115V182H114ZM118 183H119V182H118ZM118 183H117V185L120 184V183H119V184H118ZM127 183H128V182H127ZM50 184H51V183H50ZM89 184H91V183H89ZM100 184H101V183H100ZM115 184H116V183H115ZM133 184H134V183H133ZM31 185H32V184H31ZM39 185H42V184H39ZM102 185H103V184H102ZM117 185H114V186L116 187ZM130 185H131V182H130ZM26 186H27V185H26ZM45 186L47 187V185H45ZM48 186H49V185H48ZM53 186H54V184L52 185V188L54 189ZM56 186H57V185H56ZM103 186H104V185H103ZM103 186H102V187H103ZM112 186H113V185H112ZM112 186H111V188H112V189H115V188H113ZM35 187H37V186H35ZM43 187H44V186H43ZM43 187H42V190H43ZM50 187H51V185H50ZM69 187L72 188L73 186H69ZM86 187H87V186H86ZM109 187H110V186H108V189H110ZM120 187H121V186H120ZM120 187H119V188H120ZM130 187H131V186H130ZM133 187H134V186H133ZM263 187H264V186H263ZM24 188H25V187H24ZM24 188H22V189H24ZM32 188H33V187H32ZM37 188H38V187H37ZM44 188H45V187H44ZM104 188H107V187H104ZM123 188H124V187H123ZM134 188H135V187H134ZM134 188H129V189H131V191H133ZM22 189L19 190V191H22ZM26 189H27V188H25V190H26ZM33 189H34V188H33ZM72 189H73V188H72ZM72 189H71V192H70V193H72V192L75 190V188L73 189V191H72ZM112 189H111V191H113ZM120 189H121V188H120ZM120 189H119V190H120ZM27 190H28V192H29V189H27ZM48 190H49V189H47V191H48ZM57 190H58V189H57ZM124 190H125V189H124ZM126 190H127V188H126ZM140 190H141V189H140ZM47 191H45V192H47ZM64 191H65V190H64ZM87 191H88V190H87ZM117 191H118V190H117ZM129 191H130V190H129ZM147 191H149V190H147ZM23 192H24V190H23ZM49 192H50V190H49ZM49 192H48V194H49ZM53 192L55 193V191H53ZM60 192H61V191H60ZM60 192H59V193H60ZM120 192H121V191H120ZM136 192H137V191H135V192H133V193H136ZM160 192H161V191H160ZM20 193H21V192H20ZM34 193H35V192H34ZM59 193H56V194H58V197H59ZM67 193H68V192H67ZM73 193H74V192H73ZM75 193H76V192H75ZM113 193H114V192H113ZM21 194L24 195L23 193H21ZM39 194H40V193H39ZM44 194H45V193H44ZM52 194H53V193H52ZM63 194H64V193H63ZM111 194H112V193H111ZM119 194H120V193H119ZM123 194H124V192H123ZM147 194H148V192H147ZM34 195H35V194H34ZM41 195H42V192H41ZM53 195H54V194H53ZM60 195H61V193H60ZM74 195H75V194H73V196H74ZM105 195H106V194H105ZM107 195H108V194H107ZM107 195H106V196H107ZM120 195H121V194H120ZM129 195H130V194H129ZM18 196L20 197V195H18ZM26 196H27V194H26ZM49 196H52V195L50 194V195H48L47 197L49 198ZM55 196H56V195H55ZM64 196H65V195H64ZM69 196H70V195H69ZM71 196H72V195H71ZM71 196H70V197H71ZM109 196H110V195H109ZM117 196H118V195H117ZM121 196H122V195H121ZM123 196H124V195H123ZM132 196H133V195H132ZM157 196H158V195H157ZM157 196H156V197H157ZM164 196H165V195H164ZM167 196H168V195H167ZM19 197H18V198H19ZM39 197H40V196H39ZM60 197H61V196H60ZM75 197H76V195H75ZM80 197H81V196H80ZM136 197H137V195H136ZM33 198H34V196H33ZM40 198H41V197H40ZM50 198H51V197H50ZM55 198H56V197H55ZM61 198H62V197H61ZM65 198H66V197H65ZM71 198H72V197H71ZM102 198H103L102 196H101V198H99V199H101V200H100L101 202H102ZM130 198H132V197L130 196ZM133 198H134V197H133ZM148 198H149V197L147 196V199H148ZM169 198H170V197H169ZM26 199H27V198H26ZM59 199H60V198H59ZM59 199H58V200H59ZM112 199H115V198H112ZM123 199H124V198H123ZM127 199H128V198H127ZM144 199H145V198H144ZM164 199H165V198H164ZM33 200H34V199H33ZM44 200H47V199L44 198ZM44 200H41V201L43 202ZM49 200H50V199H49ZM103 200H104V199H103ZM124 200H125V199H124ZM128 200H129V199H128ZM132 200H133V199H132ZM134 200H135V198H134ZM136 200H137V202L139 203L140 200H139V201H138V199H136ZM161 200H162V199H161ZM165 200H167V199H165ZM19 201H21V200H19ZM55 201H56V200H55ZM60 201H62V200H60ZM63 201H64V203H66V202H67V199H65V200L63 199ZM65 201H66V202H65ZM96 201H97V200H96ZM100 201L98 200V204H100V203H99ZM109 201H110V199H109ZM117 201H118V200H116V202H117ZM142 201H143V199H142ZM21 202H22V201H21ZM51 202H52V201H51ZM58 202H59V201H58ZM110 202H111V201H110ZM119 202H120V201H119ZM119 202H118V203H119ZM125 202H126V200H125ZM129 202H131V201H129ZM167 202H168V201H167ZM45 203H46V202H45ZM60 203H61V202H60ZM62 203H63V202H62ZM62 203H61V205H60L61 207L64 205V204L62 205ZM95 203H96V202H95ZM95 203H94V204H95ZM106 203H107V202H106ZM122 203H123V201H122ZM122 203H121V206H123ZM131 203H133V202H131ZM143 203H144V202H143ZM17 204H18V203H16V205H17ZM57 204H58V203H56V205H57ZM89 204H90V203H89ZM98 204H96V205H98ZM116 204H117V203H116ZM129 204H130V203H128V206H129ZM133 204H134V203H133ZM136 204H137V203H136ZM136 204H134V205H136ZM139 204H140V203H139ZM19 205H21V204H19ZM35 205H38V204H35ZM42 205H44V204L42 203ZM51 205H52V204H51ZM56 205H55V207H56ZM67 205H68V204H67ZM69 205H70V203H69ZM69 205H68V206H69ZM92 205H93V203H92ZM92 205H91V207L93 208ZM102 205H104V204H102ZM17 206H18V205H17ZM44 206H45V205H44ZM44 206H41V205H40V207H44ZM46 206H47V205H46ZM46 206H45V208H47ZM58 206H59V204H58ZM68 206H67V208H68ZM106 206H107V205H106ZM119 206H120V205H119ZM140 206H141V205H140ZM140 206H139V207H140ZM14 207H15V206H14ZM21 207H23V206H21ZM38 207H39V206H38ZM61 207H60V208H61ZM63 207H66V205L63 206ZM70 207H74V206H70ZM70 207H69V208H70ZM113 207H115V206H113ZM129 207H130V206H129ZM15 208H16V207H15ZM17 208H18V207H17ZM17 208H16V209H17ZM99 208H100V207H98V209H99ZM107 208H108V207H107ZM119 208H120V207H119ZM119 208H118V210H119ZM133 208H135V207L133 206ZM136 208L138 209L137 206H136ZM136 208H135V210H136ZM143 208H144V207H143ZM260 208H261V207H260ZM16 209H15V211H16ZM22 209H23V208H22ZM41 209H42V208H41ZM63 209H64V208H63ZM65 209H66V208H65ZM73 209H74V210H73ZM126 209H128V207H127ZM130 209H131V207H130ZM161 209H162V208H161ZM30 210H32L31 207H30ZM30 210H29V211H30ZM39 210H40V209H39ZM44 210H45V209H44ZM52 210H53V209L51 208V211H52ZM54 210H55V209H54ZM57 210H58V209H57ZM60 210H61V209H60ZM60 210H59V211H60ZM68 210H69V209H68ZM96 210H97V208H96ZM101 210L103 211V209H101ZM113 210H114V209H113ZM115 210H116V209H115ZM133 210H134V209H133ZM133 210L130 211V212H133ZM140 210H142V208H140ZM143 210H144V209H143ZM146 210H147V209H146ZM157 210H158V209H157ZM159 210H160V209H159ZM17 211H18V210H17ZM19 211H21V210H19ZM23 211H24V210H23ZM26 211H28V210H26ZM29 211H28V212H29ZM72 211H75V208H72ZM77 211H78V210H77ZM93 211H94V210H93ZM102 211H101V212H102ZM119 211H120V210H119ZM126 211H127V210H126ZM240 211H241V213H242V211L244 212L243 209L240 210ZM10 212L12 213L13 211H10ZM24 212H25V211H24ZM34 212H36V211H34ZM34 212H33V210H32V215H33ZM41 212H42L41 215H43V212H47V210H46V211L40 210V213H41ZM55 212H57V211H55ZM66 212H68V211H66ZM70 212H71V211H70ZM78 212H79V211H78ZM82 212H83V211H82ZM82 212H81V214H82ZM97 212H99V210H97ZM103 212H104V211H103ZM105 212H106V211H105ZM127 212H128V211H127ZM130 212H128V213H130ZM146 212H148V211H144V213H146ZM29 213H30V212H29ZM40 213H39L38 216H40ZM47 213H49V212H47ZM47 213H46V214H47ZM51 213H53V211H52ZM59 213L62 214V211L59 212ZM59 213H57V214H59ZM112 213H113V212H112ZM118 213H120V212H118ZM138 213H139V212H138ZM138 213H137V214H138ZM142 213H143V211H142ZM252 213H253V212H252ZM252 213H251V214H252ZM17 214H18V213H17ZM25 214H26V213H25ZM36 214H37V213H36ZM55 214H56V213H55ZM60 214H59V215H60ZM79 214H80V212H79ZM84 214L87 215V213H84ZM99 214H100V213H99ZM99 214L96 213V217H97V215H99ZM109 214H111V213H109ZM133 214H134V212H133ZM133 214H132V215H133ZM137 214H136V216H137ZM147 214H148V213H147ZM238 214H239V213H238ZM238 214H237V215H238ZM244 214H245V212H244ZM5 215H6V216H5ZM8 215H10V216L12 215V216H13V214H10V213H9ZM14 215H15V214H14ZM19 215H20V214H18V216H19ZM21 215H22V213H21ZM30 215H31V214H30ZM32 215H31V216H32ZM34 215H35V214H34ZM100 215H101V214H100ZM158 215H159V214H158ZM241 215H242V214H241ZM12 216H11V217H12ZM18 216H17V217H18ZM26 216H27V215H26ZM26 216H25V220H26ZM35 216H36V215H35ZM56 216H58V215H56ZM56 216H55V217H56ZM76 216H78V215H76ZM103 216H104V215H103ZM130 216H131V215H130ZM136 216H135V217H136ZM176 216H177V215H176ZM238 216H239V215H238ZM246 216H248V215L246 214ZM246 216H245V217H246ZM249 216H252V217H251V218H252V221H251V222H253V214H252V215L249 214ZM256 216H257V215H255V218H256ZM15 217H16V215L14 216V219H15ZM44 217H45V215H44ZM58 217H59V216H58ZM58 217H57V218H58ZM61 217H62V218H65L64 215H62ZM85 217H86V216H85ZM87 217H88V215H87ZM114 217H115V216H114ZM116 217H117V216H116ZM133 217H134V216H133ZM245 217H244V218H245ZM19 218H20V217H19ZM23 218H24V216H23ZM32 218H34V217H32ZM35 218H37V217H35ZM52 218H54V217H52ZM52 218H51V219H52ZM59 218H60V217H59ZM59 218H58V222H59ZM90 218H91V214H90ZM94 218H95V216H94ZM105 218H108V217H105ZM105 218H104V219H105ZM111 218H112V217H111ZM111 218H110V219H111ZM129 218H130V217H129ZM147 218H148V217H147ZM236 218H238V217L236 216ZM242 218H243V217H242ZM16 219H18V218H16ZM29 219H30V218L28 217V220H29ZM46 219H47V218H46ZM48 219H49V218H48ZM117 219H118V217H117ZM119 219H120V218H119ZM148 219H149V218H148ZM247 219H250V218H247ZM30 220H31V219H30ZM30 220H29V223H27V224H28V227H30V226H35V225H33V224H35L36 221L33 223V221L31 220V221H32L31 223H33V224L30 225ZM35 220H36V219H35ZM54 220H55V219H54ZM56 220H57V219H56ZM96 220H98V219H96ZM113 220H114V219H113ZM120 220H121V219H120ZM145 220H146V219H145ZM235 220H237V219H235ZM235 220H234V221H235ZM254 220H255V219H254ZM7 221H8V220H7ZM62 221H63V220H62ZM93 221H94V220H93ZM104 221H106V219H105ZM104 221H103V222H104ZM146 221H147V220H146ZM255 221H256V220H255ZM8 222H10V221H8ZM11 222H12V221H11ZM11 222H10V223H11ZM24 222H25V221H24ZM26 222H27V221H26ZM26 222H25V224H26ZM47 222H48V221H47ZM60 222H61V221H60ZM60 222H59V223H60ZM64 222H65V221H64ZM75 222H76V220H75ZM75 222H74V223H75ZM91 222H92V221H86V220H85V221H82L80 227L74 231V233L72 234V237H70V238H71V240H70V241H71V242H70L71 245H70V248L66 250L67 253H72V252L75 251V252H78V253L83 254V253L87 252V251L90 249L92 243L94 242V240H95V238H96L95 230H96V232L98 231V230L95 228V225H94V224H95L94 222L98 223V221H94V222H92V223H91ZM114 222H115V220H114ZM118 222H119V220H118ZM249 222H250V220L248 221V224H249ZM41 223H42V222H41ZM41 223H40V224H41ZM43 223H45V222L43 221ZM48 223H51V222H48ZM53 223H54V222H53ZM55 223H56V222H55ZM59 223H58V224H55V225H53V226H56V225H57L59 228H61L60 225H59ZM62 223H63V222H62ZM78 223H79V222H78ZM78 223H76V224H78ZM99 223H100V221H99ZM110 223H111V221H110ZM146 223H147V222H146ZM0 224L5 225V223H0ZM13 224H17V223L14 222ZM27 224H26L25 227H27ZM40 224H36V225H38V227H40ZM104 224H105V223H104ZM113 224H114V223H113ZM248 224H247V223L245 224V219H244V225L246 226V225H248ZM7 225L9 226V224H7V222H6V227H7ZM17 225L19 226V224H17ZM17 225H16V226H17ZM29 225H30V226H29ZM42 225H43V224H42ZM49 225H52V224H49ZM49 225L45 226L46 229H47V227H48V229L50 228ZM65 225H66V224H65ZM96 225H97V224H96ZM116 225H117V224H116ZM118 225H119V224H118ZM120 225H121V223H120ZM127 225H128V224H127ZM139 225H140V224H139ZM172 225H173V224H172ZM232 225H233V224H232ZM244 225H242V227H243ZM77 226H78V225H77ZM98 226H99V225H98ZM248 226H249V225H248ZM251 226H252V224H250V227H251ZM23 227H24V226H23ZM42 227H44V226H42ZM51 227H52V226H51ZM58 227H57V228H58ZM72 227H73V226H72ZM72 227H71V228H72ZM102 227H103V226H102ZM104 227L106 228L105 225H104ZM108 227H109V226H108ZM114 227H115V226H114ZM114 227L112 226L113 231H114ZM116 227H117V226H116ZM116 227H115V228H116ZM125 227H126V226H125ZM242 227H241V228H242ZM11 228H12V227H11ZM35 228H36V227H35ZM35 228H34V229H35ZM68 228H69V227H68ZM71 228H70V229H71ZM74 228H75V226H74ZM120 228H121V227H120ZM141 228H142V227H141ZM247 228H248V227H247ZM3 229H4V228H2L1 231H3ZM7 229H9V228H7ZM19 229H20V228H18V231H19ZM21 229H23V228L21 227ZM32 229H33V227H32ZM51 229H53V228H51ZM61 229H62V228H61ZM70 229H69V230H70ZM138 229H139V228H138ZM232 229L234 230L233 227H232ZM245 229H246V227H245ZM10 230H11V229H10ZM23 230H26V231H27V228H26V229L24 228ZM23 230H22V231H23ZM28 230H29V229H28ZM63 230H64V229H63ZM120 230H121V229H120ZM237 230H238V228L236 229V232H237ZM5 231H6V229L4 230V232H5ZM11 231H12V230H11ZM11 231H10V232H11ZM13 231H14V230H13ZM16 231H17V230H16ZM29 231H31V229H30ZM36 231H38V230H36ZM50 231L53 232L54 229H53V231H52V230H50ZM72 231H73V229H72ZM118 231H119V230H118ZM239 231H240V230H239ZM242 231H243V230H241V232H242ZM244 231H246V230H244ZM4 232H3V233H4ZM20 232H21V231H20ZM23 232H25V231H23ZM23 232H21V233H23ZM32 232H33V230H32ZM38 232H39V231H38ZM48 232H49V231H48ZM63 232H64V231H63ZM70 232H71V231H70ZM247 232H248V231H247ZM250 232H251V230H250ZM7 233H8V232H7ZM18 233H19V232H18ZM26 233H28V231H27ZM30 233H31V232H30ZM34 233H36V232H34ZM41 233H44V232L41 231ZM68 233H69V232H68ZM71 233H72V232H71ZM71 233H70V234H71ZM115 233H117V231H116ZM234 233H235V232H234ZM251 233H253V232H251ZM1 234H2V233H1ZM1 234H0V235H1ZM11 234H12V232H11ZM11 234H9V235H11ZM16 234H17V233H16ZM24 234H25V233H24ZM24 234H23V235H24ZM44 234H45V233H44ZM44 234H43V235H44ZM46 234H47V233H46ZM46 234H45V235H46ZM49 234H50V233H48V237H49ZM52 234L54 235L55 233H52ZM52 234H51V235H52ZM64 234H65V233H64ZM239 234H240V233H239ZM3 235H4V234H3ZM7 235H8V234H7ZM7 235H6V236H7ZM13 235H14V233H13ZM18 235H21V234H17V236H18ZM30 235H32V234H30ZM38 235H39V234H38ZM230 235H231V234H230ZM235 235H236V234H235ZM247 235H248V234H247ZM257 235H258V234H257ZM4 236H5V235H4ZM4 236H3L2 239L0 238V261H2V264H5V263H3V262H4L3 259L6 260V261H5L6 264H32V263H30L27 259L23 258L24 254L21 255L22 257H21L20 255H17V253H16V255H15L14 252H15V251L18 252V251H17V250H14V249H13L14 247H12V249L14 250V251L12 252V249H11V246H12V245H10V244H11L13 241H12V242H9V243H10V244H9V243L7 242V240H6V242H7V243H6V242L4 241V240H5ZM6 236H5V237H6ZM14 236H16V235H14ZM32 236H34V235H32ZM35 236H36V235H35ZM39 236H40V235H39ZM97 236H98V235H97ZM123 236H124V235H123ZM251 236L253 237V234H252ZM258 236H259V235H258ZM0 237H1V236H0ZM21 237H22V236H21ZM21 237L19 236V239H21ZM27 237H28V236H27ZM187 237H188V236H187ZM233 237H234V236H233ZM238 237H239V236H238ZM243 237H244V236H243ZM245 237H246V235H245ZM247 237H248V236H247ZM260 237H261V236H260ZM11 238H13V237H10V240H11ZM14 238H16V237H14ZM23 238H24V237H23ZM23 238H22V239H23ZM46 238H47V236H46ZM49 238H50V237H49ZM220 238H221V237H220ZM256 238H257V237H256ZM262 238H264V235H262ZM262 238H261V239H262ZM6 239H7V238H6ZM16 239H17V238H16ZM19 239H17V240H19ZM25 239H26V238H24L23 240L25 241ZM27 239H28V238H27ZM38 239H39V237H38ZM38 239H36V241H38ZM54 239H55V238H54ZM54 239H53V240H54ZM57 239H58V238H57ZM227 239H228V238H227ZM239 239H240V238H239ZM261 239L258 238V240H261ZM2 240H3V241H2ZM8 240H9V239H8ZM12 240H13V239H12ZM14 240H15V239H14ZM23 240H20V241L18 242V244L21 243V242H24ZM28 240H29V239H28ZM46 240H47V239H46ZM53 240H52V241H53ZM60 240H61V239H60ZM68 240H69V239H68ZM243 240H244V239H243ZM251 240H252V239H251ZM251 240H250V241H251ZM256 240H257V239H256ZM258 240H257V241H258ZM31 241H32V238H31V240H30V243H31ZM39 241H42V239L39 240ZM43 241H44V239H43ZM54 241H55V240H54ZM58 241H59V240H57V242H58ZM230 241H231V240H230ZM44 242L46 243V242H48V241H44ZM44 242H42V243H44ZM62 242H63V241H62ZM227 242H228V240H227ZM227 242H226V243H227ZM252 242H254V241H252ZM25 243H27V240L25 241ZM30 243H28L27 245H29ZM40 243H41V242H40ZM42 243H41V245H43ZM54 243H55V242H54ZM58 243H59V242H58ZM129 243H130V242H129ZM254 243H255V242H254ZM262 243H263V242H262ZM14 244H15V242H14ZM16 244H17V242H16ZM16 244H15V245H16ZM18 244H17V245H18ZM48 244H49V243H48ZM48 244H47V245H48ZM52 244H53V242H52ZM68 244H69V243H68ZM96 244H97V243H96ZM245 244H246V243H245ZM256 244H257V243H256ZM17 245H16V246H17ZM41 245H40V247H41ZM54 245H55V244H54ZM59 245H61V242L59 243ZM66 245H67V244H66ZM227 245H228V244H227ZM232 245H233V244H232ZM51 246H52V245H51ZM61 246H62V245H61ZM61 246H60V247H61ZM233 246H234V245H233ZM257 246H258V245H257ZM21 247H23V246L21 245ZM32 247H33V246H32ZM40 247H39V248H40ZM47 247H48V246H47ZM56 247H57V246H56ZM67 247H68V245H67ZM92 247H93V246H92ZM129 247H130V246H129ZM258 247H259V246H258ZM261 247H262V246H260L259 249H260ZM17 248H18V247H17ZM24 248H25V247H24ZM41 248H42V247H41ZM49 248H50V247H49ZM51 248H52V247H51ZM93 248H96V247L94 246ZM247 248L249 249L250 247H247ZM254 248H255V247H254ZM256 248H257V247H256ZM18 249H19V248H18ZM21 249H22V248H21ZM26 249H27V247H26ZM26 249H25V250H26ZM56 249H57V248H56ZM134 249H135V248H134ZM259 249H257V250H259ZM25 250H24V251H25ZM30 250H32L31 247H30ZM36 250H38L37 247H36ZM42 250H46V248H45V249H42ZM49 250H50V249H49ZM53 250H54V249H53ZM53 250H52V251H53ZM132 250H133V249H132ZM249 250H250V249H249ZM251 250H252V249H251ZM263 250H264V248H263ZM24 251H23V252H24ZM33 251H35L34 248H33ZM91 251H92V250H91ZM94 251H95V250H94ZM245 251H247V250H245ZM253 251H254V250H253ZM35 252H37V251H35ZM41 252H42V251H41ZM43 252H44V251H43ZM46 252H47V251H46ZM46 252H45V253H46ZM95 252H96V251H95ZM247 252H248V251H247ZM254 252H255V251H254ZM18 253H20V252H18ZM24 253H25V252H24ZM26 253H27V252H26ZM45 253H44V254H45ZM48 253H50V252H48ZM48 253H47V254H48ZM59 253H60V251H59ZM59 253H58V254H59ZM78 253H77V254H78ZM89 253H90V252H89ZM91 253H92V252H91ZM91 253H90V254H91ZM256 253H257V251H256ZM13 254L15 255L14 258H13V256H14ZM33 254H34V253H33ZM35 254H36V255H37V254L39 255V251H38V253H35ZM47 254H46V255H47ZM56 254H57V252H56ZM94 254H95V253H94ZM94 254H93V256H94ZM243 254H244V253H243ZM248 254H250V253H248ZM252 254H253V253H252ZM252 254H250V255L252 256ZM50 255H51V254H50ZM70 255H71V254H70ZM130 255H131V254H130ZM245 255H246V254H245ZM11 256H12V257H11ZM39 256H41V255H39ZM54 256H55V255H54ZM64 256H65V255H64ZM41 257H42V256H41ZM41 257H40V258H41ZM57 257H58V258H60V257L62 258L63 255L61 256V254H60V257H59V256H57ZM36 258H37V257H36ZM42 258H45V257H42ZM42 258H41V259H42ZM53 258H54V257H53ZM68 258H69V257H68ZM86 258H87V257H86ZM91 258H92V256H91ZM255 258H256V257H255ZM29 259H30V258H29ZM37 259H38V258H37ZM37 259H36V260H37ZM69 259H70V258H69ZM71 259H72V258H71ZM74 259H75V258H74ZM87 259H88V258H87ZM89 259H90V258H89ZM139 259H140V258H139ZM33 260H34V259H33ZM45 260H47V259L45 258L44 261H45ZM64 260H66V259L64 258ZM75 260H77V259H75ZM75 260H74V261H75ZM241 260H242V259H240L239 261H241ZM252 260H253V259H252ZM256 260H257V259H256ZM256 260H255V261H256ZM40 261L42 262V260H40ZM60 261H61V260H59V264H60ZM62 261H63V260H62ZM72 261H73V260H72ZM32 262H33V261H32ZM37 262H38V261H37ZM63 262H64V261H63ZM80 262H81V261H80ZM85 262H86V261H85ZM244 262H245V260H244ZM244 262H243V263H244ZM64 263H65V262H64ZM82 263H83V261H82ZM233 263H234V262H233ZM238 263H239V262H238ZM247 263H249V262L246 261V264H247ZM0 264H1V263H0ZM33 264H35V260H34ZM62 264H63V263H62ZM240 264H242V263H240ZM260 264H264V252H262V253L260 254Z\"/></svg>",
  "mask_w": 264,
  "mask_h": 264
}]
</instances>
